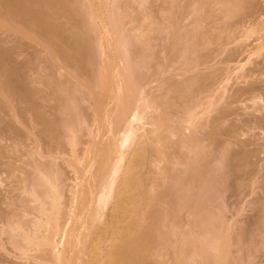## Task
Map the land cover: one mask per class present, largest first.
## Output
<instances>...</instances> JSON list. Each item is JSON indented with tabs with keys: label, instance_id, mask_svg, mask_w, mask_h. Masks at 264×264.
Here are the masks:
<instances>
[{
	"label": "bare ground",
	"instance_id": "obj_1",
	"mask_svg": "<svg viewBox=\"0 0 264 264\" xmlns=\"http://www.w3.org/2000/svg\"><path fill=\"white\" fill-rule=\"evenodd\" d=\"M96 1L95 0H0V175H2L3 173H7L8 176L6 174L3 175V176H7L8 178L5 177V179H4L1 176L3 178V180H4L3 183H5V180L7 179L6 180V183L3 184V185L4 186L7 185L8 181H10L9 183L11 185L9 186V184H8L6 187L9 186L8 188L10 189L11 186H12V188L10 189L12 191V193H13V189L14 190L17 189L13 193L14 196H15V194L17 195V191L19 192L21 190L18 193V194H20L19 197H21L20 198L21 200L19 199L18 195L15 196V197H17L20 200L21 204H22V202L26 203V205L28 204L27 206L24 203L22 204V206L19 205V202H18L19 200L14 201V198L15 197L13 195H11V191L3 190V192L5 193V195H6V192L8 191L10 193V195L13 197V199L9 201L7 199L8 198L11 199L12 197L11 196L9 197V193L7 194L8 195L7 196L8 198H6L7 205H8V201H9L10 205L11 204H14L13 206L11 205V207H13V210L14 209H17V207L20 210V212L17 211V210H15L16 213L14 211V215L17 214L18 217L21 216V215H22V217H24L23 216V212H22V210H23L24 211V214L26 212L28 213V211H29V212H31L30 215H32L34 213V214H36L35 216H37L35 218V221L33 220L32 223H31V221L33 219V215L34 214L32 216H29V218H28L27 217L28 214L26 213L27 215H25V217H27V218H25V217L24 218L19 217L17 219V217H16L17 215L16 216H13L12 215L13 212H11V211H13V210H11L10 209L11 207L9 208V205H8L9 211L6 209L7 207H5V208L2 207V209L4 208L3 209L4 210V214L7 212L9 215H12V217H16V218H12L10 216L12 218V221H9V222L8 221H5L7 218H9V216L7 217L8 214L7 215L5 214L7 218H5V216L3 215L4 218L0 221V224L1 223L2 224L3 223H9L7 225H9V226H11V225L13 226L14 225L16 227V223H17V227L19 226L18 227L19 229L18 228L15 229L14 226L13 227L12 226L11 227H8L6 224H4V227H3L4 229L5 228H10V230H11V228H13V229H12V231L9 230L10 231V234H11L10 235L11 237L9 236V238H10L9 241L11 240L12 243H9L8 242V239H7L8 238V234L6 236V233H8V230L7 229H6L7 232L4 230L6 232V233L4 232L5 235L3 234L5 236V238L7 237L6 238L7 241H5L3 239L4 240L3 242H5V245L6 244L8 245V243H9L11 248L9 247V245H8L9 248L7 247V245L5 247L4 246L3 247L5 249L8 248L11 251L14 250L13 248H15V247L12 246L13 245V241H14L16 247L18 248L17 249V252H18L17 255L20 253V255H18V258L20 257V258H23L24 259V256L21 257L22 255H25V257H28V255H29L28 258L31 257V259H32V260L29 259V261L31 260L30 262L28 261V263H30V264H32L31 263L32 261H36V263L33 262V264H154V263H151V262L149 263V261H151L150 259L153 257L152 255H153V253L156 250L155 249V246L158 248V245L159 244L158 245L156 244L157 242L155 240V236H156L155 235V230L152 229V228H150V227H146L143 224L145 222H143L142 217H141L142 213H145V215L148 216V214H149L148 211H150V210L149 209H145V208L144 209L146 210V212H142L143 210H141V208L143 206H147L146 205L147 199L146 200L143 199L144 198L143 197L144 196V193L146 191L145 190L144 182H146V181H144V182L142 181V180H144V177L142 179V176H144V175H141L140 176L139 174L141 172L140 173L138 172L139 168H140L139 171H142V168L140 166L143 165V164L140 165V162L142 161V163H143L144 159L147 158L149 152L151 151L150 161H148L149 159H146L147 162H151V158L152 157H155L157 160L161 159L160 160V162H161L160 164L163 163L162 160H165V158L167 159V161H169V160H173L174 158H177L175 160H178V158L181 157L179 159L181 161V159L183 160L184 158L192 157L191 158V162H192V160H194V163H195L196 162L195 159L196 160L199 159V160H201L200 162H203L204 161V164H202V163L201 164L207 167V164H208L207 159L211 156V153H212L211 152L212 151L211 149L212 148H210V150H208L207 153L205 152L206 151L205 148H208L211 145V143L215 140V138L217 136H219L218 134H221L222 133L221 130H218V128L219 129H222L221 128L222 126H221V124H218L219 125L218 126L217 123L219 122L218 121L220 119L219 117L222 118V115L224 116L225 115L224 112H226L227 109H228L227 108L228 107L227 105L223 109L222 107H220L221 104H219L220 105L219 106L220 108H218V109H221L222 108V110H224L223 111L224 114L223 113H221L222 115L218 114L219 115L218 117H216L217 115L215 116L213 114L215 118H219V119L216 122L214 121L215 123L214 122L212 123V121L215 118L213 117L214 119L213 118L211 119L210 113H213V111H211V110H214L216 108V103L215 102H210L211 99H209V98L207 99V96L202 95L204 93H206V95H207V92H209V90H208L207 87L205 89L206 91L203 88L202 89L201 88L199 89L200 86L199 87L197 86L198 89L195 86V89L196 90H192L194 88V84L197 85V82L200 83V82L203 81L202 80L203 78L200 79L201 78V76H199L200 74L196 76V77L199 76V79L198 80L200 82L197 81V80H195V81H197V82H195V81H193V78L190 77V76H195L194 73H193V72H195L194 70H197L198 71V69H200V68L201 69H204V68H207L208 69L209 66L208 67H205L204 66L203 68L202 67H200V68L199 67H196V68H198V69H196L194 67L195 65L194 64H190L189 61L191 59L193 60V58H195L194 60H196V61H192L191 60L192 63L193 62L194 63L195 62H198L197 65L198 66H202V65H200L201 64L200 61L202 60V62H203L202 64H207L208 61H209V59L212 58L213 55H214V54L212 55V53H214V51L212 50V48H215V49L217 48V46L215 47V45L217 43L216 44L214 43L216 41L212 42L215 45L210 44V42L213 41V38H216L214 40H217V38L219 37L217 41H219V39L221 37H222V39L224 37L223 40H225L227 38L225 42L226 43L228 42L231 45V42H233V41H229L228 40V37L231 38V36H234L235 38L232 37V39H234V40H236L239 37L238 38L239 41L237 42V40H238L237 39L236 42H237V44H239V42L241 44L240 38L242 37L241 35H244V34H240L241 33L240 31H242V33H245L243 31H247V30L249 31L250 30L249 32H251V30L253 29V30H258V32L260 31L258 33V34H260V36L258 38H256V40H258L257 41L258 44H257V46H255L257 48V54H256V48L253 47L255 45L254 43H256V42H253V40H252V42L254 44L253 46H251V44H252V42H251L250 46L249 45H245V47H244V44H247L246 42L248 40L251 41V39H249L251 37L250 36H247L248 34L247 35L245 34L246 37H242V41L244 40V38H246L245 39L246 42L245 41L242 42V43H244L243 44V48H247V47L248 48H252L253 47L252 49H255V50H253V52L251 50V53H249L250 50L248 52V48H247L246 51L248 52V54L249 55L252 54V56L254 54L255 55H258L259 58H260V56H262L261 57V60H257L256 57H258V56L252 57L250 55V57L249 58L247 57V58L249 60L252 59V58H255L256 59V60L254 59L255 61L253 60L251 62V63H254L253 64V67L251 65V67L253 68V70L254 71L255 70L256 71L258 70L257 71V74L255 73L256 76L255 75L254 76L255 77H258L259 76V73L262 75V77L264 75V0H212L214 5L211 4L212 2L209 3L210 0H209V2L206 1V0H202L201 2H200V0H198L199 2L196 1V0H193V8H189L190 6H188L189 4H191V6H192V3H191L192 0L191 1L190 0H187V1H190V2H188L189 4L187 2H186V4H184V2H185L184 0H174L175 2L178 1L177 2L178 4H175V2L173 0H172L173 2L171 0H169L170 3L172 2L173 4L172 3L170 4L168 0H165V1H167V3H169V5H171L170 6V9L173 7L174 10H177L176 11L177 12L176 13L177 15L176 14H171V12H169V10H168V12L170 14V17H172L171 20L169 18H165L164 19V17H163L166 14H167V17H168V12L166 13L164 11V10L167 11V9L169 7V6H167L168 5L167 3H166L167 5L165 4V6H167V9H164V8L161 7V4H160V7H159V5H157V3H155V2L152 3L151 0H150V2H151L150 5H152V4L154 5V3H155V7L158 6L159 8L157 7L155 9V7H153V11H152V6L150 8L149 7L150 5H148V13L149 14H151V15L154 14L155 15V13L159 12L161 9H164L162 11L165 12V15L164 14H159V15L156 14L157 15L156 18L157 17H160V18L163 19V22H162V19H159L158 18V21L161 20L162 23H160V22L157 21V24L158 23L159 24H163L164 27L162 25H160L163 28V30H165L166 28H169V27L172 28L170 30L167 29L168 32L170 31L168 35H170L173 31H176V30H177V34L181 33L178 30H180L182 27H184V25H186L188 23V21L190 23H192V24L195 23V22L198 23L199 21L202 22V20H200V19H202L205 15H206V17H204V18H205V20H207L208 18H210V19L213 18V16L211 17L209 15H214L215 14V10H216V12H219L218 15L216 13V15H215L216 17L213 18V19L216 18V20H217L216 23H215V26H214V24L211 25V26L210 25H206L207 22L204 21L205 24H203V22H202V24H199L198 23L197 28H195L196 26H194V25H197V23H195L194 25H191V24L188 23L191 28H189L188 25H187L186 26L187 28L184 29L185 28L184 27L183 29L184 30H187L188 29V31H191V32H192V30H190V29H193V32H192V34H188L187 31H185L188 34L187 36L184 35L186 38L183 37V34L176 35V33L173 32L172 35H175L176 38H179V36L182 37V38H179V40L181 39L179 41V46H178V43H177V40H176V43H177L176 45L178 47H174L175 45L173 44V42L168 41L169 40V37H171L170 39H172V41H174L176 39L175 36H169L167 38V40H165L164 38H166V36H168V35H166L168 32L165 30V32L162 33L163 30H162V32H160V30H158L159 33H162V35H164L167 32L165 34L166 35L165 37L162 36V39H164V41L166 42L167 45H168L169 42H171V44L173 46L172 48H174V49L176 48V51H174V50L171 51L172 48L170 47L171 46L170 44H169V46H167L166 44H162V43L159 44L160 46L162 45V47H163L164 50L167 47L166 50H165L166 51L165 54L166 55H169L170 58L164 55L166 57L165 61H167V58H169L168 59V62H164L163 61L164 59L162 58L163 60H161L162 62H160V63H166V64H162V65H165V67H169V71H170L171 68H170V66H167V65L170 64L172 66V70L175 69L174 70L175 72L177 71L179 73H182L181 71H179L180 68L179 69L177 68V64L179 65V67H180V65L182 67L183 60H185V58L182 59L181 56H178V54L180 55L181 52L182 53L184 51H185L184 53H186V51L190 52V50L192 48H193V50L191 52H193L194 50H197V49H198V52L200 51L199 53L197 51H194L195 56L193 55V53H190L194 57L192 55H188L189 53H186V54H183V55L181 53L182 56H185V55L187 56L188 55L191 58L190 59V58L187 57L188 61L185 60V62L186 61L188 62V63H186L187 64L186 65V68L183 66L185 68V70L187 68H189L188 70L190 71L191 70L190 68H193V67L195 68V69L193 68V70H191L192 71L191 73L189 72L190 74L193 73V75H190L189 76V79H192V81L191 80L189 81V79L187 80V79H183V78H181V80L183 79V81H181L180 78H178L179 76L180 77H185L186 76L185 78H188V74L189 73L188 74L186 73L187 70L184 72L183 68H181L183 70V73L182 74H184V75L187 74V75H185V76L183 75L182 76V74L181 75L179 74L177 78L175 77V79H173L174 77H172L173 80H176L177 79V80L181 81L183 83L182 85H180L178 83L176 84V82H173V81H172L173 83L170 85L169 83H170L171 80H169V83H168V80H165L164 79L165 82H163V79H162L161 83H163V85L160 84L161 86H163V87H161L162 90L165 89V92L167 91L166 94L168 92H171V97L166 96V99L168 97L167 100H168V103H169L167 106H165V103L163 104L162 101L161 102L158 101L159 100L158 98H156L158 100H156V99L154 100L153 97L156 96V95H152V94L150 95L149 91L151 92V89H148L150 87H148V88L146 87L148 89L147 92L149 94L148 93H143V92H146L145 91L146 89H145V86H144V84L142 82H144L146 85L148 84L150 86L151 84H149L148 81H150L151 79L148 78V77L147 78H142V75L140 73H139V76L140 77L137 76L138 75V71H136L137 68L134 69L136 66L134 65L135 66L134 67L133 66V63H132V66L130 65V67L133 70L136 71L135 72V73H137L136 76H135L134 71L133 70L131 71V73H133V75L135 77L134 76H131L130 73H128V71H130V70H128V68H130L129 65L127 64L128 60H125L124 59L125 60L124 62L128 65L127 66L128 68H126L127 70L125 68H123V67H120L119 63H120V61L122 62V60L120 58L123 59L124 57H122V56H124L126 54L123 53L124 55H121V57H120V52L119 51H122V46L125 43V41H123L124 39L122 38L123 40L122 39L121 40L123 42H121L119 40L120 39L119 36H121V35L118 36L116 34H115L116 35V38H114L115 36L112 35V39H111V35H110V39H109L108 38L109 37L108 36L109 34L106 35L107 32L110 33V34L113 33V32L109 28H108V31H107V29H106L107 27L105 28V26H104L105 23L108 24V25H110V24L116 25L117 24V23H114L113 24V22L115 21V19H113L115 15L112 12H114V10L113 11L111 10V9H113L112 7H111V9H109V10L112 11V12H110L111 13L110 15L108 14L109 16L103 11V8L102 7H101L102 10L99 11V12H97L95 10V6H96L95 3H97ZM111 1L114 2L113 0H111ZM143 1L144 0H142V2ZM152 1H155V0H152ZM165 1H163V3ZM127 2L128 1H126V3ZM146 2H144V3H146ZM206 2L209 3V5H213V6L212 7H208V6L206 7L205 6L207 4ZM108 4H110V3H108ZM114 4H116V3H114ZM139 4H140V2H139ZM147 4H149V3H147ZM124 5H126V4H124ZM173 5H175L176 7L178 6V9H176V7L173 6ZM98 6H100V5L98 4ZM134 6L136 7V5H134ZM140 7H141V4H140ZM204 7L207 8V10L209 11L206 14H204V12L206 11V9L205 10L203 9ZM121 8H122V6H121ZM149 8H150V10H149ZM209 8H211L210 10H212V8L215 9V10L212 11L214 14H211V11L209 10ZM190 9H192V10H190ZM195 9L197 10L196 12H195ZM200 9H202L203 11L201 12ZM133 10H135V9H133ZM156 10H158V11L155 12ZM186 10H190L189 13H190V15H192V17L196 15V14L193 15L194 13H198V10H200L199 11L200 14H204V15H200L198 13L199 16H201V18L196 15V18L198 17L199 20L197 21L196 18H193L192 21H190L191 20L190 19L191 16L188 15L189 13L186 14ZM129 11H131V10H129ZM193 11H194V13H193ZM106 12H107V10H106ZM191 12H192V14H191ZM122 13H120V14H122ZM139 13H141V12H139ZM172 13H175V12H172ZM117 14H119V13H117ZM121 16H119V17H121ZM185 16L186 17L189 16V18L186 19V18H184ZM151 17H153V16H151ZM182 17L184 18V20L182 19ZM147 18H149V17H147ZM156 18H155L154 22H156ZM103 19H105V20H103ZM122 19H124V18H122ZM122 19H121V21H118L117 20L115 22L122 23ZM96 20H97L98 24L95 22ZM100 20H101V22H100ZM106 20H108V21L105 22ZM172 20H174V21H172ZM181 20H183V22H185V23L187 22V23L186 24L183 23L184 25H182L181 24V22H182ZM210 21L211 20H209V22ZM92 22H95V24L92 23ZM164 22L166 24L168 23L169 26L167 25V27H165L166 25L164 24ZM102 23H104V24L101 25V27H103V26L104 27L101 30L102 31H107V32H103L104 35H103V33H97L98 30H100V29H97L96 30V28H99L100 26H98V27L96 26L94 28H91V29H94V32L92 30H90L92 34L91 33L89 35L86 34V36H88V37H85V36L83 37V36L80 35L81 31H83L81 34H83L85 32H87V33L90 32V31H88L90 28L88 29L87 27H89V26L91 27L92 25L94 26L96 24L97 25H100ZM172 23H173V25H172ZM210 23H214V22H210ZM70 24L72 26H70ZM152 26H154V25H152ZM152 26H151L150 29L154 28L156 26V24H155L154 27H152ZM207 26L208 27L210 26L211 29L210 28L208 29ZM120 27L121 26L116 27L115 30H117V28L120 29ZM174 27L176 28V30H174L175 29ZM198 27H199V30H198ZM81 28H83V29L86 28V31L83 30V29H81ZM104 28L106 30H104ZM113 28H115V27H113ZM132 28L134 29V27H132ZM139 28H140V26H139ZM212 28H215L216 31L219 32L217 37L215 35H214L215 37H212L213 36V33H214L213 32L214 29L212 30ZM196 29H197V31H196ZM115 30H114V32H118L119 33V31H115ZM146 30H148V29H146ZM152 30H155V29H152ZM253 30H252V33H254ZM102 31H99V32H102ZM180 31H183V30H180ZM216 31H215L214 34H217ZM95 32L98 35H96ZM191 32H189V33H191ZM94 33H95V35H94ZM182 33H184V31ZM236 33H237V35L240 34V36L236 37L235 36ZM125 34L127 35V33H125ZM249 34H251V33H249ZM105 35H106V38H108L107 40L110 41L109 43H107L106 41H104V40H106L105 39ZM151 35H153V34H151ZM160 35L158 34V36H160ZM94 36H96V37L98 36L101 39L98 38V37H97L98 38L97 39ZM158 36L155 35V37H158ZM189 36H190L191 40H193L195 42L198 41L199 38H200V40L202 39L201 41L203 42L204 47L201 45L202 43L200 42V40L198 41V43L196 42V47L198 46V48H196V49L194 48L195 47V42H193L191 40L190 41L194 43V46L187 45L189 43L192 44L191 42H189V38H188ZM193 36H196L197 38L192 39ZM117 37H119V39ZM122 37H125L124 34L122 35ZM126 37L128 38V36H126ZM148 37H147V39H148ZM205 37L209 38L208 39L209 41H210V37H212L211 38V41L210 42H207L208 40ZM92 38H93V41L91 40ZM158 38H161V37H158ZM203 38L205 40H207L206 42L208 44L206 42L204 43L205 40L203 41ZM88 39H89V41H88ZM95 39H97V40L100 39L99 41H101V43L98 41L99 46H97V44L95 46V43H97L96 42L97 40H95ZM116 39L118 40L116 42L119 43V41H120V43H122L121 50H119V49H117L115 47L116 50H117L116 51L117 53L116 52H113L111 50L112 49L111 48L112 42L114 43V40H116ZM186 39H188V40H186ZM150 40H151V42H155V41H153L154 38H153V40L152 39H150ZM184 40L186 41L187 44H181V43L184 42ZM223 40H221V42H224ZM254 40H255V38H254ZM161 41H163V40H161ZM164 41H163V43H165ZM221 42H218V43H220V46L217 44L219 46V49L223 45V43H221ZM236 42H233L235 44L232 43V45H234L233 47H232V45L231 46H228V44H225L224 47L220 49L221 50L220 52L218 50V55L216 53V51H217L218 48L216 50L214 49L215 50V55L218 56V60H219V58H220L221 53H222L223 50H224L223 52L229 51V49L232 51V50H234L233 48H235V46L238 47V45L236 44ZM39 43H42V46H43L42 47L43 48V51L42 52L40 51V50H42V48L40 49V48H38L39 46H37V44H39ZM92 43L94 44V46H92L93 45ZM155 43H157V42H155ZM155 43H152V44L155 45ZM124 45H125L124 47H126V44H124ZM180 45H183L187 50L184 49L183 46H182V48L184 50L183 51H180V49H179V47H181ZM205 45L207 47L208 46L209 47L206 48ZM226 45L228 46V48H226ZM44 46H46L45 47L46 48L45 50L48 52L47 54H49L50 57L47 54H46L47 56H44L45 53H46L45 52L42 57H46V58L45 59L43 58L44 60L40 58L41 60H39L37 62V60L39 59L40 54L42 55V53L45 51L44 50ZM113 46L114 45H112V47ZM160 46L157 47V48L159 49ZM96 47H100L104 51V54L106 53L105 56H104V54H103L102 51H99L98 50L99 54H100V52H102V55H103V56H101V54H100L99 55V58H98V56H97L98 53L96 54V52H97ZM118 47H119V45H118ZM229 47H231V48H229ZM182 48H181V50H182ZM225 48H226V51H225ZM240 48H242V47H240ZM243 48H242V50H243ZM38 49L41 52L40 54L38 52ZM168 49H169V51H168ZM201 49L204 50V51H202ZM208 49H209V51L211 50L212 52L207 51ZM124 50H126V49H123L122 52H124ZM148 50H151V48H149ZM152 50H153V48H152ZM177 50L179 52H177ZM242 50H240V51H242ZM110 51H111V53L113 52L114 55L111 54ZM163 51H160V52H163ZM235 51H238V49L235 48V50L232 51V52H234V54H236V53L238 54V52H235ZM172 52L173 53L175 52V55L178 57V59H177L176 56H174V54ZM176 52L178 54H176ZM202 52H204V53H207L208 52L209 54L211 53V55H209L210 57L208 58V53L205 54V55L204 54L201 55L200 53H202ZM37 53L39 54V56H36L35 57V55H37ZM198 54H199V56L201 55L203 58L201 56L200 57L202 59L200 57H198L197 56ZM234 54L233 55H230L228 57L229 59L227 58L228 61L226 60V64L229 61H232L233 60L232 62H235L237 60V58L235 57L237 55L234 56ZM155 55H157V54H155ZM161 55H162V53H161ZM161 55H159V56H161ZM249 55H247V56H249ZM159 56H157V57H159ZM204 56H206V61L204 59ZM217 56H214L215 57L214 58L215 60H216ZM37 57H38V59H37ZM127 57H126V59H127ZM162 57H163V55H162ZM174 57L176 58L175 60H174ZM179 57H181L180 61L182 60V62H178ZM232 57L233 58H236V59H231ZM237 57H239V56H237ZM160 58H159V60H160ZM198 58H200L201 60L199 59V61H198L197 60ZM207 58H208V61H207ZM46 59H47V62L49 64H47V62L45 61ZM150 59H151V57H150ZM171 59H173L175 62L177 60L178 63L176 62L177 64H175L173 60L171 61ZM42 60L45 61L46 63L45 62L43 63ZM57 60L59 62L61 61L59 63V66H61V63L62 62H63L62 65L63 64L66 65V67L63 65L64 66V69H61V67H63V66H61L59 68V70L61 69L62 71L60 70L59 72H62L63 73L64 70H65V72L66 71L68 72V73L66 72V76H62V78H61L62 81H61L60 76H59L60 73H59V75L57 73L58 72V70H57L58 69L57 68L58 67ZM129 61H130V59H129ZM169 61H171L175 65H172V63L169 62ZM214 61L212 59H210V62L209 63H212L213 62V64H215V63L218 62L216 60L217 62L215 61V63H214ZM36 62L38 63V65H36L37 64ZM39 62H41L40 64L43 63V65L40 66L39 65ZM124 62H122L121 65H126ZM185 62H184V64H185ZM205 62H207V63H205ZM157 63H159V62H157ZM209 63H208V65H210L212 67V65L209 64ZM44 64H45V66H47L46 68H47V71L48 72H46V70H45L46 68L45 69L40 68V67H43L44 68ZM162 65H161V67H159V68H161V70L164 68V66H162ZM150 66H152V65L150 64ZM157 66H159V65L157 64ZM157 66H156V68H158ZM227 67H228V65L226 66L225 71L227 70ZM48 68H49L50 74L52 76H54V74L55 75L57 74V76H55L56 78H54V77H53L54 79L53 78L51 79V77L49 78V76H51V75L50 74L49 75L46 74V73H49ZM153 68H155V67L153 66ZM249 69H251V68H249ZM42 70H44L45 73ZM97 70H98V72H97ZM210 70H212V69L210 68ZM149 71H150V74H151V76H150L151 78H153L152 76L157 75V72H156L157 70L155 71L156 74L152 71L153 72V75H152L151 70H149ZM158 71H160V69H158ZM162 71H165V73L167 71V73H169L168 70H165V69H163ZM174 71H171V72L174 73ZM197 71L195 72V74H197ZM215 71H217V69ZM94 72L97 73V74H99V75L95 74ZM221 72H223V70ZM245 72H247V71L245 70ZM92 73L95 74L94 75L95 77L92 75ZM165 73H163V74H165ZM209 73H211V72H209ZM250 73L251 74L252 73L254 74V72H252V69H251L250 72H248L247 75L248 76L251 75ZM40 74L43 76V78L41 77ZM67 74H70V76H69L70 78L67 77ZM161 74H162V72H161ZM174 74H176V73H174ZM46 75L48 77H46ZM96 75H97V77H96ZM146 75H147V73H146ZM169 75H170V77L172 76L170 73H169ZM261 75L259 76L260 78L258 77V79L255 78V77H251L253 75H251L249 77H251V79L252 78L253 79L255 78L252 81L250 80L252 83H255V82L257 83L258 81H260L259 82V87L260 88L259 87L258 88L261 90L260 91L261 93H259V94L262 95V97L260 96V98H262L261 101H264V99H263V97H264V82H263V85L260 84V83H262V80H264V77H263V79H261L262 78ZM157 76H159V75H157ZM162 76H161V78H167V77H162ZM92 77H94V78H92ZM137 77L140 79V82L136 84V82L139 81L137 79H136L137 81L135 80V78H137ZM170 77H168L167 79H169ZM57 78H59V80L61 82L60 85L62 84L60 86V89H63V90H60L59 88L56 89L57 86H59L58 85L59 84V80ZM63 78L64 79L68 78L69 80L68 79L64 80ZM46 79L48 81L51 80L52 83H54L57 80V82H55L56 84L58 83L57 86L54 83L55 85L51 84V86H54L53 88H51L49 85H47L48 81H47V83H45V80ZM92 79H95L96 80L95 85L92 84V82L93 83L95 82ZM141 79H143V80L144 79H149V80L148 81L147 80H144L143 81ZM158 79H160V77L157 78L156 80H158ZM53 80H55V81H53ZM51 81H49V83ZM63 81L64 82L66 81L68 83L67 84H66V82L63 83ZM152 81L153 80H151V82ZM166 81H167L168 84H166ZM185 81H186V83L187 82L188 83L190 82V84H189L190 87L187 86L188 84H186ZM212 81H209V82H212ZM223 81H225V80H223ZM248 81L249 80H247V82ZM250 81H249V83H250V86H251L252 83ZM159 82L160 81L156 82V84H159ZM193 82H195V83H193ZM209 82H208V84H209ZM220 82H222V81H220ZM71 83L72 84H75V87L78 86V89L80 88V91L77 92V93H72L73 90L76 92L77 87L75 88ZM140 83H142V85L144 86V90L141 89V91H140L141 93L138 91L139 88L136 86V85H138L140 87H143L142 85H140ZM164 83H165V85H164ZM191 83H193V84H191ZM256 83L254 84L255 87L257 85ZM42 84H43V86H42ZM64 84H66L67 90L63 88L64 87L63 86ZM69 84H71L73 86L72 87L73 90L72 89H68V86L71 87V85H69ZM153 84H152L153 88L156 87V85L154 86ZM218 84H220V83H218ZM245 84H247V83H245ZM40 85H41V87H40ZM44 85H45V87L47 88V91H48V92L45 91L46 94H45V92L42 93V91L45 90ZM200 85H201V83H200ZM206 85H207V83H206ZM81 86L82 87L84 86L83 88H87L88 91L85 90V89H83ZM96 86H98V88H97V89H99L98 92H97ZM248 86L249 85H247V87ZM208 87H211V86H208ZM251 87H252V89L250 87H248V91L249 90H256L255 88H253L254 86H251ZM42 88H44V89H42ZM49 88L51 90L52 89H56V91L55 90H52L53 91V93H52L51 90H49ZM136 88H138V89H136ZM222 88H223V86H222ZM158 89L159 88L156 87V89H153L152 92L156 94V91L155 90L158 91ZM259 89H257L256 92ZM69 90L70 91L72 90V91L70 92ZM82 90L83 91L85 90V92L83 93ZM188 90H189V93L190 94H191L190 91H192V94L190 95L191 99L188 98L189 97L188 96L189 95ZM199 90H201V91L204 90V93L202 92V94H201V92ZM60 91L66 96V98H68V96H69L68 94H70V95L72 94L71 96H69V97H72V99H69L70 100V104H71V101H72V103L75 102L76 104L78 103L79 105L77 104L75 106V103H73L74 105L67 106L64 101L62 103L61 100H60V98H59L60 95L62 94V93L59 94ZM65 91H69V92H65ZM81 91H82L83 97L81 96V93H80ZM122 91H124V92H122ZM218 91H219V88H218ZM56 92H58V93H56ZM162 92L165 94L164 90ZM162 92H161V94H163ZM138 93L139 94H142L143 93L145 95L147 94V96H144V97L147 98V97L150 96L151 97V101L152 100H154L156 102L158 101V102H160L161 104L164 105V106L162 105L163 108L160 109L161 104L154 102L156 105L157 104L160 105L159 107H157L158 105L156 106L153 102H150V100H147L146 99L145 102H148V103L150 102V103L154 104L155 109L157 108V111L160 110L159 111L160 113L163 110L161 114L159 113L160 115L156 116L157 113H158L157 111L155 112L156 114L155 113H152V111H153V109H152L151 110V113H149L150 110L147 111V109H146L148 107L150 108V106H148V105H151V104H147L146 103L147 106H144L145 103H143L144 104L143 106L146 107L145 109H146V112L147 113H145V110H144V113H142V115L143 114H147L149 116L150 114H152V115H150V116H152L150 122L153 125V127H151V124L150 123H147V126H148V124H150L151 130H150V133L148 132L149 133L148 136L145 133V135H146L145 136L146 137V141L145 142H143V141L139 142L142 138H140V140L137 141V139H139V138L136 139L134 137L135 136L134 133L139 134L138 132H139V130H141L140 127H139V130L136 127V130H138V131L135 132V127L134 126H136V124H137L136 123L137 121L135 122V120H139L140 119L139 121H141V118H140V115L141 114L140 113L143 110V109L140 110V108H139V107H141L140 104H139V101L142 100V99L138 98V96H143V95H138ZM157 93H159V92H157ZM197 93H199L200 96H198ZM57 94L59 96H56ZM73 94L75 95V97L77 96L79 99H80V96L82 97L79 100V102L82 99H88V97L91 95L90 97L91 98L94 97V99L93 98L91 99L90 97H89V99H91L93 101V102L92 101L91 102L94 104V107L92 108L91 104H89V101H88L89 99L87 100L89 106H88L86 100H82V101L85 102V104L83 103L84 105H81L80 104L82 101L80 103L79 102H76L75 101L76 100L75 97L73 98ZM167 95L170 96V94H167ZM214 95H215V93H214ZM158 96L161 97V99H163V100L165 98V97H162L163 95H160V93H159V95H157V97ZM196 96H198L197 97L198 99L196 98ZM201 96L203 97V99L201 98ZM212 96H213V94H212ZM212 96H210V97H212ZM62 97L65 99V97L63 95H61V99H62ZM144 97H143V99H144ZM150 97H149V99H150ZM199 98H201V99H199ZM212 98H213V100L216 101V97L215 98L212 97ZM166 99H165V102H166ZM188 99H190V100H188ZM59 100H60V102H59ZM179 100H181V103L179 102ZM207 100H209V102H207ZM229 101H230V99H229ZM142 102L143 101H140L141 105H142ZM64 103H65L66 106L64 105ZM224 103H225V101H224ZM67 104H69V102H67ZM86 104H87L88 108H87ZM239 104H240V102H239ZM168 106H172V107L175 106L176 108L173 107V109H172V108H169ZM214 106H215V108L212 109ZM89 107L92 108V110ZM158 108H159V110H158ZM261 108H263V107L261 106ZM66 109H67V112L66 113L69 114V116L64 115L63 113H62L63 115L61 114V111L63 112ZM69 109H70V111L73 110V112L71 111L70 113H68V110ZM229 109H228V111L231 110V109L230 110ZM241 109H242V105H241ZM56 110L57 111L58 110L60 111V113L58 111L59 114L57 113V115L59 117H54V116H56V114H55L56 113L55 112ZM233 110H234V107H233ZM215 111H217V110H215ZM215 113L217 114V112H215ZM232 113H233V111H232ZM226 115H227V113H226ZM146 117L147 116H145V119H148L149 120V117L148 118H146ZM145 119L142 120V121L145 122ZM56 120H57V124L58 125H61L60 123L62 121L64 122V124L65 123L66 124L64 126L61 125V126L58 127L55 124L56 123ZM87 120L88 121L90 120L92 122L91 123L89 122V124H88ZM260 120H264V113H263V117H261ZM58 122H60V123H58ZM146 122H149V121H146ZM220 122L222 123V121H220ZM72 123L74 124L72 127H70V128L66 127L67 124L68 125L70 124L69 126H71ZM84 123H87V124H85L86 125L85 126L86 129L87 130L89 129V131H92L91 134L89 132V135L90 136H88V137L85 136L86 139H84V135L81 134V133H86L85 135H88V131H86V132L84 131L85 130V127H83L84 126ZM139 123H140V125H138ZM139 123L137 124L138 126H141L142 125V128H145L146 125H144L141 122H139ZM90 124H91V127H90ZM78 125H80V126L78 127ZM212 125L213 126L214 125L218 126V128L216 126H214V128L216 127V129L218 131L214 130L215 132H214V135L213 136L211 135L213 132L211 133L212 130L210 129V127ZM75 126L78 127L79 130L83 129L82 132H80ZM87 126L90 127V128H87ZM60 127L62 129L63 128L65 129V130L63 129L64 130L63 132H65L64 135H66V137H68V135L71 136L70 139L69 138H67V139L70 140L69 143L74 148L73 151L75 152V155H74V153H72L71 147H68V146H70L69 143L68 142L66 143V142L63 141L65 139H64V135H61L62 132L60 134H58V130L61 129ZM92 127L93 128H96L98 130V133L100 134V136L95 137L98 133H96L95 131L91 130ZM232 127H234V126H232ZM214 128H212V129H214ZM234 129L231 130L232 133H230V130H229V135L230 134L231 135L234 134V132H233ZM77 131H79V134H81V135H77ZM225 131H227V130H225ZM73 132H75V133H73ZM93 132L96 133L95 136L93 135ZM217 132H219V133L216 134ZM143 133L141 132L140 134H143ZM237 133H238V131H236V135H238ZM140 134H139V136H140ZM239 134H241V133H239ZM215 135H217V136L215 137ZM224 136H226V134ZM62 137H63V139H62ZM89 138H91V139H89ZM133 138H134V140L136 142V144H134L135 147L136 146H138L139 148L141 147L142 144H140V146H139V145H137L138 142L139 143H142L143 142L144 144L146 143L145 146H148V148L146 147L147 148L146 151L142 150L143 147H141V149L136 148V150H135V152L133 154H132V152L130 153L129 150H128V152L125 151V149H126L125 146H127V147H130L131 146L130 148H132V145L133 144L132 145H128V143L131 142L133 140ZM212 138L214 139L213 141H211ZM220 138H218V139H220ZM223 138L224 139H227V138L230 139L229 137L226 138V137H223L222 136V139ZM233 140H234V138H233ZM86 142L87 143L90 142L89 144H91L92 147L90 145H88ZM216 142H218V141H215V143ZM85 143H86V145H88V147L90 146L89 147L90 149L88 147H85L86 146V145H84ZM82 144L84 145V147L82 146ZM217 144H216V147H217ZM150 146H151V149L149 148ZM220 146H222V145H220ZM93 147H94V149L96 148L95 151L94 150H91V148H93ZM224 147H225V145H224ZM226 148L227 147L224 148L225 151L227 150ZM69 149H70L71 152L69 151ZM202 149H205V150L203 151ZM80 150H82L81 151L82 153L84 152V150H86V151H85V153H83V155L81 154V156H80V154L76 152V151L80 152ZM241 150L235 151V152L232 151L231 153H229L228 152L229 150H227V153H226L227 155L226 154L225 155L228 156L229 164L227 162H226V164H228L229 166L228 165H226V166L229 169L232 167L231 169H232L233 173H232L231 170L230 171L228 170V172L226 171L227 172V175L222 176V178L223 179H224V177L228 178V177H230V173H231V175H234L235 172H236L237 174L240 173V175H237V179L239 177V179L242 182L243 179H245L244 176H246L248 174V173L247 174L245 173V175L243 174V172H245V170H244L245 165H247V166L251 165V168L253 166L254 167V170L256 172H258V166H260L259 167V172L261 173V177L264 178V165L261 164L262 162L261 163H257V162L256 163H253V161H252L253 160V157H252L251 150L250 149L248 150L246 148H243L242 151ZM89 151H91L92 153L89 152ZM152 152H153L154 155H152ZM69 153H72L73 155H69ZM67 155H68V157H67ZM222 155H224V154H222ZM225 155L223 157H221V158L224 159L225 158ZM70 156H73V157H70ZM78 156H79V158H78ZM127 156L129 158H127L126 161L127 162L129 161V162H128L127 167H124L123 166L124 164L122 162L126 159ZM258 156H260V155H258ZM69 157L71 158V161L69 160L70 159ZM193 157H195V159ZM213 157H215V155ZM217 157H218V155H217ZM217 157H216V159H217ZM73 158H74V160H73ZM148 158H149V156H148ZM44 159L45 160H48L50 163L48 161H44ZM225 159L227 160V157ZM225 159L223 160V162L226 161ZM157 160H155L154 158L152 159V162L151 163H152V167L153 168H154L153 162L154 163H157ZM179 160H178V162L177 161L176 162H177V164L181 165V163H179ZM188 160L189 159H187V161L185 160L186 163L185 162L184 163L186 164V166L185 167L183 166V168L188 167L187 164H189V166L191 165V163H188V162H190V160L189 161ZM199 160H197V162H196V163H198L197 165L200 164L199 163ZM126 161H124V163ZM167 161H166V163H167ZM147 162L144 161V163H146V166L149 164ZM213 162H214L213 164H215V161H213ZM258 162H260V161H258ZM166 163H163V165L166 168H164V166L161 168L162 165H160L159 163H157L158 165H160L158 170L162 169L163 170V175H165L164 173H166V171H167L168 172V176H169V177L167 176V178H170V174H172V173H173L172 174V177L173 178L172 177L171 178L172 179H175V176L177 178V173L178 172L179 173L181 172L179 175H180V177L182 176V174H183L182 172L184 171L183 168H182L183 171H181V170L179 171L177 169H174V168H177V167H173L172 168L173 162L171 163V168H170V166L169 167L166 166ZM217 163H218V161H217ZM257 164H261L262 167H261V165H258L257 166ZM68 165L74 166L76 168V169L74 168L75 169L74 171H77V173L76 174H75V172L70 173L69 172L70 169H69V171H67L68 172L67 173L66 170H68V169H66V167L68 168ZM158 165H156V167H155L156 169L158 168ZM223 165H225V164H223ZM35 166H36V168H35ZM215 166H216V164H215ZM240 166H243L244 168H242ZM30 167L32 169H35L34 171H36V172H33V170ZM144 167H145V165H144ZM193 167H196L195 164L192 166V168L189 169L190 172L192 171L191 174L192 175H195L196 174L197 176L199 175L198 177H200V178H197L196 175H195V177L198 180L199 179L203 180V177L205 178V175L204 174H206V172L208 173V171H207V168L208 167L205 168L206 171H204L203 170L204 169L203 166H200L199 165V167H201L202 170H203V172H202V170L200 169L201 171H199V172H202V173H199V172L196 173V171L199 170V167H196L197 170H195V171L192 170ZM211 167H212V165H211ZM239 167L241 168L242 171L239 170L240 172L238 173ZM149 168L150 169H147L146 168V170H149V173H150V171L151 170L153 171V169L151 168V166H149ZM233 168H235V169H233ZM169 169H172V170L174 169L173 171L175 173L177 171L178 172L175 174L172 170H169ZM213 169H215L214 166H213ZM216 169H217V167H216ZM158 170H156V171L159 172ZM164 170H165V172H164ZM210 170H212V168H210ZM213 171L214 170H212L211 172H213ZM255 171H253V172H255ZM143 172L144 171H142L141 174H145L146 173V172H144V173ZM184 172H186V169H185ZM214 172H217V171H214ZM69 173L72 176L74 174L76 176L74 175V177L72 179L71 177L68 176ZM152 173L153 172H151L150 174H152ZM241 173L244 175L243 177H242V174ZM159 174H162V173L159 172ZM185 174L186 173H184V175ZM228 174H229V176H228ZM252 174L253 173L251 171L249 173V175H248V178H251L252 179V177L254 176ZM155 175H158V174H155ZM186 175H188V174H186ZM186 175H185V177L187 178L188 176H186ZM255 176H257V175L255 174ZM180 177H178V178L180 179ZM185 177H181L182 178V181L185 179ZM241 177H242V179H241ZM69 178H70V180H69ZM191 178L193 179L192 176H191ZM191 178H190V176L188 177V179L190 181V182L188 181L190 183L187 186L188 188L186 187V185H185V187H186L185 188L184 186L182 187V185L180 184L181 188H179V189H180V191L182 190L181 194L183 193V189L184 188H185L184 191L187 190V192H188L189 190H191V186L192 187L194 186V185H191L192 184L191 183V180H192ZM208 178H206V180H208ZM248 178H247V181L245 182L246 184H247V182L249 183ZM257 178H259V176ZM67 179H68V181H71L72 180V182L69 183L67 181ZM197 179H195V180L193 179V181L194 182L197 181L199 183L200 180L198 181ZM145 180H150V178H146ZM231 180H233V179H231ZM253 180L256 181L255 178L252 179V181L250 180L251 183H249L250 184L249 186L252 187V185H253V187H252L253 189L255 187H256L255 189H257V190L260 189L259 187H257L256 184H258V182H260L261 179L260 180L257 179V181L259 180L257 183L254 182ZM262 181L263 180H261V182ZM180 182H181V180H180ZM205 182H204V185H205ZM233 182H236V181H233ZM241 182H240V184H241ZM0 183H2V179H0ZM152 183H154V182L152 181ZM184 183H182V184H184ZM245 183H243V185ZM260 183H259L258 186H260ZM148 184H147V186H148ZM159 184L160 183H158V186H159ZM155 185H152V186H155ZM161 185H163V183H161ZM195 185H197V184H195ZM213 185H214V183H213ZM261 185H262L261 186V189H262L261 190V193H259L257 190H255V191L258 192V194H260V196L257 197V198H256L255 194H254V196L252 195L255 191L252 190L251 187L250 188L249 187H246V188L251 189V191H252L251 193L252 194L250 193V195H252L253 197L256 198L257 207L259 208L258 209V214H259V211H261V210H263V213H264V181H263V183ZM200 186H201V184H200ZM72 187L75 188L73 190L74 193H71L70 194V192L72 191L71 190ZM88 188H89V190H88ZM195 188L197 190V186ZM195 188H192V190H195ZM222 188H220V189H222ZM225 188H228V187H225ZM225 188H224V190H226ZM233 188H231V190ZM208 189L209 190H207V191L210 192V190H211L210 187ZM249 189H247L248 191H246V189H243V190H245V192H247V193H245V196H246V194L249 193ZM0 190L2 191V189H0ZM192 190H191V193H192ZM218 190L219 189H217V191ZM238 190L239 189L237 188V191L236 192L239 193V195H240V193L242 191L238 192ZM22 191H23L22 194H24L25 196L27 195V193H29L31 195L30 196L28 194L30 196V198L28 199L29 196L27 195L28 196L27 198L24 197L27 200L25 199L24 201H22L24 199L22 197V194H21ZM201 191H203V190H201ZM201 191H199V192H201ZM146 193H148V192H146ZM185 193L186 192L183 193L182 197H185ZM218 193L220 194V190H219ZM218 193L216 195H218ZM72 194L75 195V196L72 197L73 196ZM2 195H3V197H1ZM5 195L2 194V192H0V212H1V203L4 202L5 199L2 202H1V200H2V198H5L6 197ZM212 195H213V193H212ZM157 196H159V195H156V197H155V198H157L156 199V203L159 204L157 202V200H158V198L160 196L159 197H157ZM204 196H205V194H204ZM220 196L222 197V194ZM220 196H218V197H220ZM230 196L232 197L233 194L232 195L230 194ZM179 197H181L180 194H179ZM205 197L200 196L199 198H203L204 199ZM148 198H149V196H148ZM165 198H167V197H165ZM165 198H163V200ZM180 199H182V200H180L181 202L184 200L183 198H180ZM210 199H211L210 202L213 203L212 197ZM221 199H223V198H221ZM244 199L241 200L240 202H244ZM29 200L30 201L32 200V203H35L36 205L28 202ZM149 200H150V198H149ZM163 200H160V201H163ZM213 200L215 201L216 199L213 197ZM233 200H232V203H233ZM239 200H240V198H239ZM249 200L250 201L253 200L254 202H252V203H254V206H256L255 199H252V197H251V199H249ZM142 201L145 202V205L143 203H141ZM199 201H201V200H199ZM109 202H111L109 205L112 204L111 211H110L111 213L109 212L110 215L108 214L109 217H108L107 220H105L104 219V218H106V214H105V211L106 210L105 209H106V207H108L107 204ZM150 202L151 201H149V203H147V204H149V207L152 205L151 206L152 207V211H150V214H149V217H150L149 219L152 220L158 214L157 213L158 212L157 209L160 206L158 205V208H153L154 205H153L152 202L151 203ZM169 202H170V200H169ZM15 203H17V204L15 205ZM236 203H237V201H236ZM30 204H32V206L34 205L33 208H31V207L30 208H27L28 206H30ZM141 204H143V205H141ZM178 204H179V202H178ZM208 204H210V203H208ZM219 204H220V202H219ZM181 205L185 206L184 204H181ZM212 205L214 206V204H212ZM14 206H16V207H14ZM19 206L21 208H19ZM252 207H253V204H252ZM222 209L223 208H221V210ZM253 209H254V207H253ZM252 214H253V212H252ZM260 214L261 215H264V214H262V212ZM231 215H232V213H231ZM236 215H237V213H236ZM203 216H201V217L203 218ZM248 217H250V216H248ZM208 218H209V216H208ZM208 218L206 217V220ZM211 218H213V217H211ZM246 218H247V215H246ZM246 218H245V220H246ZM28 219L31 220L29 222H30V226H32L33 229H32V227L29 226V224H27L28 223L27 222ZM256 219L254 217V220L253 221H255ZM260 219H261V222H263L262 220L264 219V217L261 216ZM211 220H213V219H211ZM203 221H204V219H203ZM206 222L208 223V221H206ZM12 223H14V224H12ZM19 223H21V224L23 223V224L20 225ZM98 223L99 224L103 223L104 225L102 226V224H101V226H98L97 225ZM194 223L196 224V222H194ZM198 223L196 224L197 226H198ZM207 223H205V224L207 225ZM254 223H256V222H254ZM25 224H27L30 227V229H32L33 231L32 230H29V232H28V230H26V232H25V229H27V227H28V226L26 227ZM201 224H200V226H201ZM203 224H202L201 227L205 226V224L204 225ZM257 224H258V222H257ZM263 224H264V222H263ZM35 225H36V227H35ZM95 225L97 226V227H95L97 231H95V230L92 231V229L94 228L93 226H95ZM209 225H210V223H209ZM5 226H7V227H5ZM22 226H24L23 228H25V229H22L25 233L22 232L21 229H20V227H22ZM216 226H217V224H216ZM216 226H213V229H214V227L216 228ZM29 227H28V229H29ZM262 228L261 227L259 228L260 231H261ZM252 230H255V229H252ZM213 231H215V230H213ZM231 231H232V229H231ZM93 232H95V233H93ZM92 234H94L95 237L92 236L93 238L91 240L94 241L96 239L97 241L90 242V238H91V235ZM218 234L219 233H216L217 237H218ZM224 234L225 233H223V235ZM208 236H207V238H208ZM20 237H22V238L20 239ZM164 237H163V239H164ZM253 237H254V235H253ZM262 238L264 239L263 236H262ZM218 239H219V237L217 238V240ZM191 240H192V238H191ZM227 240L228 239H226L224 243L227 244V242H228ZM220 241L218 240V243H220ZM160 243H162V242H160ZM165 243H166V240H165ZM224 243H222V245ZM183 244H184V242H183ZM212 244H213V242H212ZM226 244H224V245H226ZM0 245H1V242H0ZM213 245L216 247L215 244H213ZM222 245H220L221 247L219 246V248L224 247V249L223 248L221 250L219 249L218 251H220V252L222 250H225V248H226L225 246H222ZM227 246H231V244H229ZM249 246H251V245H249ZM201 247H204V246H201ZM153 248L155 250H153ZM203 249H205V248H202V252L204 251ZM10 250L9 251L8 250H5V251L6 252L8 251V253H7V256L8 257H7V259L10 256V258L8 260L11 261V263H12L13 257L10 254ZM19 250H20V252H19ZM33 251L35 253L33 254V257H32V252ZM212 251H213V249H212ZM230 251H231V248H230ZM0 252L2 253V251H0ZM204 252H203V255L202 256L206 255V251H204ZM222 252L223 253H220V255L222 257H225V261H224V258H221V261L222 260L223 261L222 262L220 261V264H224L223 262H225V264H227V263L229 264V262H227V261H229V259H227V258L230 257V253L228 252L229 253L228 254L229 256L227 257V253L224 252V251H222ZM238 252H237V255H238ZM3 253H4V251H3ZM3 253L1 255H3ZM176 253H177V251H176ZM215 253H217V251ZM8 254H10V255H8ZM12 254H14V253H12ZM178 254H179V252H178ZM243 254H245V253H243ZM209 255H210V253H209ZM84 256L90 257V260L88 259L89 262H87V263L84 262V260H83V259H85ZM178 256H181V254H179ZM206 256L204 257V259L205 258H210L212 260V258L213 259L216 258V257H214V256H216V254L211 255L212 257L211 256L210 257L209 256L206 257ZM3 257H5V255ZM3 257H1L0 263L3 261L2 264L3 263L6 264L5 263L6 260H3L4 259ZM28 258H26V261H25V259L24 260H21V261H23V262L25 261L24 264L25 263L27 264ZM16 260L18 261V259H16ZM16 260L14 259V263H12V264H17V261ZM206 260H208V259H206ZM211 260H210V264H212ZM203 261L205 263V260H203ZM230 262L232 263V261H230ZM238 262H240V261H238ZM201 263L202 262H200V264ZM241 263H242V261H241ZM216 264H217V262H216Z\"/></svg>",
	"mask_w": 264,
	"mask_h": 264
},
{
	"label": "rangeland",
	"instance_id": "obj_2",
	"mask_svg": "<svg viewBox=\"0 0 264 264\" xmlns=\"http://www.w3.org/2000/svg\"><path fill=\"white\" fill-rule=\"evenodd\" d=\"M96 1V0H95ZM114 2H112L111 0H97L96 2L97 3H95V5L97 6H95V10L97 11V12H99V11H101L102 10V8H103V11L108 15H110L111 13L110 12H112L113 10H114V12H112L115 16H114V18L113 19H115V21H121V19L122 18H124V19H122V23H120V22H113V24L114 23H117L116 25H112V24H110V25H108V24H104V23H102V24H100V25H97L98 24V22H97V20L95 21L97 24L96 25H92L91 27L89 26V27H87L88 29V31H90V30H92L93 32H94V29H91V28H94V27H98V26H100L99 28H96V30L97 29H100V30H98V32L97 33H103V32H107L108 31V28L109 29H111V31L113 32V33H108L107 32V34L106 35H108L109 37V39H110V35H111V39H112V35L113 36H115L114 38H116V35H121V36H119L120 37V39H119V37H117L121 42H123V41H125V43L124 44H126V47H124L125 45L123 44V46H122V43H120V41H119V43L118 42H116V41H118L117 39L116 40H114V43L112 42V45H114L113 47H112V45H111V50L113 51V52H116L117 50H116V48L117 49H119V50H121V46H122V51H123V49H126V50H124V52H122V51H119L120 52V57H121V55H124L123 53H125L126 55H124V56H122V57H124L123 59L122 58H120L121 60H122V62H124L125 60H128V62H127V64L129 65V67H130V65L132 66V63H133V66L135 67L134 69H136V71H138V75L137 76H139V73L142 75V78H150L151 80H153L152 82L154 83H152L151 82V80L150 81H148L149 79H144V80H147L148 82H149V84H151L150 86L148 85H146L144 82H142L143 84H144V86H145V91L146 92H143V93H148L147 91H148V89H151V92L149 91V93H150V95L152 94V95H156V96H152L153 98H154V100L156 99V98H158V99H156V100H158V101H162V103L164 104L165 103V106H167L169 103H168V97H171V92H168L167 94H170V96L169 95H167L166 94V92H165V89H163L164 90V92H165V94L162 92L163 90H162V88L161 87H163V86H161L160 84H162L163 85V83H161V81H162V79H163V82H165V80H168V83H169V80H171L170 81V85L173 83V82H176V84L178 83V84H180V85H182L183 83L181 82V81H183V79H189V76L190 75H193V73H194V75L195 76H190L191 78H193V81H195V80H197V81H199L198 79H199V76H201V78L200 79H202L203 81V83L202 82H200L201 83V85H200V83H198L197 81H195V82H197V85L196 84H194V88L192 89V90H196L195 89V86H196V88L198 89V87H199V89L201 88H203L204 90L206 89V87L208 88V90H209V92H207V95H206V93H204V90H199L200 92H201V94H202V92L204 93V94H202V95H205V96H207V99L209 98V99H211V101L210 102H215L216 103V108H215V106L212 108V109H214V110H211V111H213V113H210V115H211V119L214 117V115L216 116V117H218L219 115L218 114H220V115H222L221 113H223V111L224 110H222V108L224 109L225 107H226V105L228 106L227 108L230 110V111H228V109H227V111L226 112H224L225 113V115L223 116L222 115V118L221 117H219V118H213L214 120L212 121V123L215 121H217L218 119V123H217V125L218 124H221V128L222 129H219L218 128V126H216V125H214V126H216L217 128H218V130H221L222 131V133L221 134H218L219 132H217L216 134H218L219 136H217V135H215V140L212 138L211 139V141H213L212 143H211V147L209 146L208 148H205L206 149V153L208 152V150H210V148H212L211 150V156L207 159V161H208V164H207V167L206 166H204V165H202V164H204V161L203 162H200L201 160H199V159H197V160H199V165L200 166H203V170L204 171H206L205 170V168H207V171H208V173L206 172V174H204L205 175V178L203 177V180H201V179H197V178H200V177H198L196 174V177H195V175H192L191 174V172H190V168H192V166L195 164V166L196 167H199V165H197L198 163H196L197 162V160L195 159V157H193L194 159H195V163H194V160H192V162H191V158L192 157H187V158H184L183 160L181 159V161L179 160L181 157H179L178 158V160H179V163H181V165H179V164H177V162H178V160H175V159H177V158H174L173 160H169V161H167V159L165 158V160H162V162L163 163H166V161H167V163H166V166H170V168H171V163L173 162V165H172V168L173 167H177V168H174V169H177V170H181V171H183L182 170V168H183V166L185 167L186 166V162H185V160L187 161V159H189L190 160V162H188V163H191V165L189 166V164H187V166L188 167H186V168H183L184 169V171H185V169H186V172H182L183 174H182V176L181 177H185V175L186 174H188V175H186V176H190V178H191V176L193 177V179L195 180V179H197L198 181H199V183L196 181V182H194L193 181V179L191 180V185H194L195 187L197 186V190H196V188L193 186H191V190H192V188H195V190H192V193H191V190H189L188 192H187V190L186 191H184V189L190 184L189 182V179H188V177L186 178L185 177V183L182 181V178L180 177V173L178 172H176L177 173V178H176V176H175V179H172L173 177H172V174H170V178H167V176H168V172L166 171V173H164L165 175H163V170L162 169H160V170H158L159 169V166L160 165H162L161 166V168L164 166L163 165V163L162 164H160L161 162H160V160L161 159H159V160H157L155 157H152L151 158V162H152V159L154 158L155 160H157V163H159L160 165H158L157 163H154L153 162V166H154V168L152 167V163L151 162H147L146 161V159H149L148 161H150V154H151V151L149 152V154H148V156H149V158H148V156H147V158H145L144 159V161L145 162H147V163H149L147 166H146V163H144V161H143V163H142V161L140 162V165L141 164H143V165H141L140 167L142 168V171H144V172H146L145 174H141L142 173V171H139L140 170V168H139V170H138V172L140 173L139 175L141 176V175H144V176H142V179H143V177H144V180H142L143 182L144 181H146V182H144V185H145V193H144V198L143 199H147V203H149V201H151L152 203H153V205H154V207L153 208H158V205L160 206L157 210H158V214L155 216V218L154 219H152V220H150L149 218V214H150V211H152V205L149 207V204H147L146 203V205L148 206H143L142 208H141V210H143L142 212H146V210L145 209H149L150 211H148V216H146L145 215V213H142V215H141V217H142V220H143V222H145V223H143L146 227H150V228H152V229H154L155 230V240H156V244L158 245V248L155 246V249L153 248V250H155V252L153 253V257L150 259L151 261H149V263L151 262V263H156V264H197L198 262V264H200V262H202L201 264H203L204 263V261L203 260H205V263L204 264H210V258H205L204 259V257L207 255V256H211V255H214V254H216V256H214V257H216V258H212V260H211V262H212V264H216V262H217V264H220V261H221V258H224V261H225V257H222L221 255H220V253H223L222 251H224V252H226L227 253V257L229 256L228 254L230 253V257L229 258H227V259H229V261H227V262H229V264H240L241 263V261H242V263L241 264H264V239L262 238V236L264 237V224H263V222H264V219L262 220L263 222H261V216L262 217H264V215H261L260 213L262 212V214H264L263 213V210H261V211H259V214H258V207H257V203H256V198L257 197H259L260 196V194H258V192L259 193H261V184L263 183V181H264V178H262L261 177V173L259 172V167L260 166H258V165H264V120H260L261 119V117H263V111H264V101H261L262 100V98H260V96L262 97V95L261 94H259V93H261L260 91V87H259V82L260 81H258L256 84L258 85H256V87H255V83H252L251 81L252 80H254L255 78H257L258 79V77L261 75L260 73H259V76L258 77H255L256 75H255V73L257 74V71L255 72L254 70H253V64L254 63H251L255 58H252V57H256V56H258V55H253L252 56V54H250L252 57V59H248L249 57H250V55L248 54V52H249V50H250V52L249 53H251V50H252V52H253V50H255V49H252L253 47H255V46H257V41L258 40H256V38H258L259 36H260V34H258L259 32H258V30H253V32L254 33H252V30H251V32H249L248 30L247 31H243V32H245V33H242V31H240L239 33L240 34H244V35H241L242 37H246V35L247 36H250L251 38H249V39H251V41L250 40H248L247 42H246V38H244V40L242 41V37L240 38V40H241V44H240V42H239V44L241 45H239V44H237V42L239 41V37L238 36H240V34L239 35H237V33H236V37H238L236 40H237V42H236V40H234V39H232V37H234V36H231V38L230 37H228V40L229 41H233V42H236V44L238 45V47L237 46H235V48L236 49H238V51H235V52H238V54L236 53V54H234V52H232V51H234L235 50V48H233L234 50H230L229 49V51H226V48H228V46H231L232 45V43L233 42H231V45L227 42H225L226 41V39L225 40H223L224 39V37H223V39H222V37L219 39V41H217L218 40V38H217V40H214V39H216V38H213V41H211V38L212 37H217L218 36V31H216V29L215 28H212V30L214 29V33H215V31L217 32V34H214L213 33V36L212 37H210V41L208 40L209 38H207V37H205V38H207V40H205L204 38H203V41H204V43L207 41V42H210V44H213L212 42H214V41H216V42H214L215 44L217 43L219 46H220V43H218V42H221V40H223L224 42H221V43H223V45H222V47L221 48H223L224 47V45L225 44H228V46L226 45V48H225V51L226 52H223L222 51V53H221V56H220V58H219V60H218V50H219V52L221 51L220 49H219V46L216 44H213V45H215V47L217 46V51H216V53H217V55H215V48H212V50L214 51V53H212V55H213V57L212 58H210V59H212L213 61L215 60L214 58V56H217V58H216V60L218 61H216L217 63H215V61H214V63L215 64H213V62L212 63H209L210 62V59H209V61H208V58L210 57L209 55H211V53L209 54L208 52V58H207V61H208V63L209 64H211L212 65V67L210 66V65H208V63L207 62H205V63H207V64H202L203 62H202V56L201 55H205V54H207V53H204V52H202V53H200L201 55V57L199 56V54L197 55L198 57H200V58H198L197 60L199 61V59L201 60L200 61V65H202V66H198L197 64H198V62H191V58H190V56H188V55H192V54H190V53H193V55L195 56V53H194V51H197L198 52V49L197 50H194L193 52H191L192 50H193V48L190 50V52H188V51H186V53H189L187 56L185 55V56H182L183 54H186V53H182V55H181V53H180V55L177 53V52H179L178 50L180 49V51H183L184 49H186L183 45H180L181 47H179V49L177 50V52H176V54H178V56H181L182 57V59L183 58H185V60H187L188 61V59H187V57L188 58H190L189 60V63L190 64H194L195 66V68L196 67H208V69L207 68H204V69H198V68H196V69H198V71L197 70H194L195 72L197 71V74H195V72H193L192 74H190L192 71L191 70H193V68H190L191 70L189 71L188 69L189 68H187L186 70L188 71H186L185 70V68H186V63H188L187 61L185 62V60H183V65H182V67H181V65H180V67H179V65L177 64L178 62H182V60L180 61V59H181V57H179V60H178V62H177V60H176V62L174 61L176 58L174 57V60L173 59H171V61L173 60L174 61V63L175 64H177V68L179 69L180 68V70L179 71H181L182 73H183V70H184V72L186 71V73L188 74L189 72V74H188V78H185L186 76L185 75H187V74H182V73H179V72H175L174 70L175 69H173L172 70V66L169 64V65H167V66H170V71H169V67H165V65H162V64H166V63H160V62H162L161 60H163L164 62H168V59L170 58L169 57V55H166L165 54V50H166V48H165V50L163 49V47H162V45L160 46L159 44H166V42L164 41V39L165 40H167V38L169 37V36H175V35H172V33L173 32H175L176 33V35H179V34H183V37H185V36H187L188 34H192V32H193V29H190V30H192V32L191 31H188V29L187 30H184V29H186L187 27V25H188V27L189 28H191L190 27V25L189 24H191V25H194L195 23H197V22H195L194 20V22L195 23H190L189 21H188V23L186 24L185 22H183V20H184V18H189V16L188 17H182V19L183 20H181L182 22H181V24L182 25H184L183 23H185L186 25H184V27H182L180 30H183L184 31V33H182L183 31H180V30H178L179 32H181V33H179V34H177V30H176V28L174 29V30H176V31H173L170 35H168L169 34V32H168V30L167 29H172V28H166L165 30L168 32H166L165 34L166 35H168V36H166L165 34L164 35H162V33H164L165 32V30H163V28L160 26V25H162L163 26V24H157V21H158V18L159 19H162V18H160V17H157L156 18V14H164L165 15V12L167 13L168 12V10H169V12H171V14H176L177 12V10H174V8L172 7L171 9H170V6L171 5H169V3H170V1H169V3H167V1H165V0H155V1H152L151 0V2L153 3V2H155V3H157V5H159V7H160V4H161V7L162 8H164V9H167V6H169L168 7V9H167V11L166 10H164V9H161L159 12H157L158 10H156L155 12H157V13H155V15L153 14V15H151V14H149L148 13V5H150L151 4V2H150V0H144L143 2H142V0H113ZM126 1H128L127 3H126ZM147 1V2H146ZM159 1V2H158ZM163 1H165L164 3H163ZM172 1V0H171ZM174 1V0H173ZM172 1V2H173ZM185 1V2H184ZM183 2H184V4H186V2L188 3V2H190V1H187V0H184ZM196 1H198V0H196ZM202 0H200V2H201ZM206 1H208L209 2V0H206ZM112 2V3H111ZM132 2V3H131ZM139 2H140V4H141V7H140V4H139ZM144 2H146V3H144ZM171 2V3H172ZM175 2V1H174ZM178 2V1H177ZM177 2H175V4H178ZM195 2V1H194ZM199 2V1H198ZM212 2V3H211ZM101 3V4H100ZM108 3H110V4H108ZM114 3H116V4H114ZM136 3V4H135ZM143 3V4H142ZM147 3H149V4H147ZM155 3H154V5L152 4V5H150L149 7L151 8V6H152V11H153V7H155ZM159 3V4H158ZM163 3V4H162ZM168 5H167V4ZM170 3V4H171ZM191 3H192V6H191V4H187L188 6H190L189 8H193V0L191 1ZM207 3V2H206ZM209 3H211V4H213V1L212 0H210V2ZM209 3H207L205 6L207 7H212L213 5H209ZM98 4L100 5V6H98ZM112 4V5H111ZM124 4H126V5H124ZM147 4V5H146ZM165 4L167 5V6H165ZM173 4V3H172ZM119 7H118V6ZM122 6V8H121V6ZM134 5H136V7L134 6ZM165 7H164V6ZM115 8H114V7ZM129 6V7H128ZM133 6V7H132ZM173 6H175V5H173ZM198 6V5H197ZM196 6V7H197ZM102 7V8H101ZM107 7V8H106ZM111 7L113 8V9H111ZM139 7V8H138ZM158 6H156L155 7V9L157 8ZM158 7V8H159ZM176 7V6H175ZM195 7V8H196ZM216 7V6H215ZM127 8V9H126ZM150 8H149V10H150ZM99 9V10H98ZM109 9H111V10H109ZM116 9V10H115ZM119 9V10H118ZM125 9V10H124ZM133 9H135V10H133ZM143 11H142V10ZM176 9H178V6L176 7ZM188 9V8H187ZM204 10L206 9V11L204 12V14H206V13H208L209 11L207 10V8H203ZM211 8H209V10H210ZM106 10H107V12H106ZM128 10V11H127ZM129 10H131V11H129ZM141 10V11H140ZM162 10H164V11H162ZM190 10H192V9H190ZM190 10H186V14L187 13H189V11ZM201 10V12L203 11L202 9H200ZM200 10H198V13H199V11ZM213 10H215V9H213L212 8V10H210L211 11V14H214L212 11ZM188 11V12H187ZM197 10L195 9V12H196ZM219 11V10H218ZM124 14H123V13ZM139 12H141V13H139ZM163 12V13H162ZM169 12H168V17H167V14L165 15V16H163L164 17V19L165 18H169L170 20H171V18L172 17H170V14H169ZM172 12H175V13H172ZM117 13H119V14H117ZM120 13H122V14H120ZM127 13V14H126ZM138 13V14H137ZM154 13V12H153ZM180 13V12H179ZM178 13V14H179ZM193 13H194V11H193ZM198 13H194L193 15H197V16H199V14ZM216 13H217V15H218V13L219 12H216V10H215V14L214 15H209V16H213V18L214 17H216L215 15H216ZM112 14V15H113ZM148 14V15H147ZM191 14H192V12H191ZM204 14H200V15H204ZM108 15V16H109ZM111 15V16H112ZM122 15V16H121ZM126 17H125V16ZM137 15V16H136ZM177 15V14H176ZM188 15H190V13L188 14ZM196 15L195 16H193L192 17V15H190L191 16V20L190 21H192V19L193 18H196ZM110 16V17H111ZM119 16H121V17H119ZM124 16V17H123ZM135 16V17H134ZM151 16H153V17H151ZM155 16V17H154ZM162 16V15H161ZM173 16V15H172ZM117 17V18H116ZM119 17V18H118ZM133 17V18H132ZM147 17H149V18H147ZM152 19H151V18ZM200 18H201V16H199ZM203 17V16H202ZM204 17H206V15L204 16ZM202 18V19H200V20H202V22H203V24H205L204 23V21L205 22H207V24L206 25H213L214 24V26H215V23H216V18L215 19H213V18H208L207 20H205V18ZM112 18V17H111ZM155 18H156V22H154V20H155ZM174 19V18H173ZM185 19V20H186ZM197 19V21L199 20V18L197 17L196 18ZM195 19V20H196ZM103 20H105V19H103ZM111 20V19H110ZM153 20V21H152ZM168 20V19H167ZM209 20H211L210 22H214V23H210L209 22ZM215 20V21H214ZM108 20H106L105 22H107ZM129 21V22H128ZM166 21V20H165ZM172 21H174V20H172ZM187 21V20H186ZM95 22H92V23H94L95 24ZM100 22H101V20H100ZM110 22V21H109ZM126 22V23H125ZM158 22H160V23H162L163 22V19H162V22H161V20H159ZM169 22V21H168ZM171 22V21H170ZM202 22H198L199 24H202ZM210 24H209V23ZM119 23V24H118ZM198 23H197V25H194V26H196L195 28H197V26H198ZM89 24V23H88ZM104 24V26H105V28L107 29V31H102L101 29H103V27H101V25H103ZM155 24H156V26H155ZM164 24L166 25L165 27H167V25H168V23L166 24L165 22H164ZM142 25V26H141ZM147 25V26H146ZM152 25H154V26H152ZM159 25V26H158ZM172 25H173V23H172ZM70 26H72L71 24H70ZM119 26H121L120 27V29H118L117 28V30H115L116 29V27H119ZM139 26H140V28H139ZM144 26V27H143ZM151 26L152 27H154V28H152V29H157L156 31L155 30H152V29H150L151 28ZM169 26V25H168ZM171 26V25H170ZM200 26V25H199ZM210 26L208 27V29L210 28ZM213 26V27H214ZM111 27V28H110ZM113 27H115V28H113ZM132 27H134V29L132 28ZM142 27V28H141ZM158 27V28H157ZM161 27V28H160ZM164 27V26H163ZM172 27V26H171ZM104 28V30H106ZM145 30H144V29ZM160 28V29H159ZM184 28V29H183ZM193 28V27H192ZM194 28V29H195ZM81 29H83V28H81ZM80 29V30H81ZM124 31H122V30ZM133 29V30H132ZM146 29H148V30H146ZM150 29V30H149ZM211 29V28H210ZM83 30H85L86 31V28L85 29H83ZM95 30V31H96ZM114 30L115 31H119V33L118 32H114ZM121 30V31H120ZM128 32H127V31ZM141 32H140V31ZM158 30H160V32H162V30H163V32L162 33H159V31ZM198 30H199V27H198ZM99 31H102V32H99ZM126 31V32H125ZM130 31V32H129ZM154 31V32H153ZM185 31H187V33L185 32ZM196 31H197V29H196ZM257 33H256V32ZM83 31H81V33H82ZM149 32V33H148ZM151 32V33H150ZM156 32V33H155ZM189 32H191V33H189ZM251 33V34H249V33ZM80 33V35L81 36H85V37H88V36H86V34L87 35H89L90 33H91V31L89 32V33H87V32H85V33H83V34H81ZM96 33V32H95ZM95 33H94V35H95ZM96 33V35H98ZM125 33H127V35L125 34ZM174 33V34H175ZM211 33V32H210ZM85 34V35H84ZM92 34V33H91ZM116 34V35H115ZM124 34V36L126 37V36H128V38L126 37H122V35ZM134 34V35H133ZM151 34H153V35H151ZM158 34L160 35V36H158ZM195 34V33H194ZM193 34V35H194ZM212 34V33H211ZM246 34V35H245ZM103 35H104V33H103ZM102 35V36H103ZM106 35H105V39L106 40H104V41H106L107 43H109L110 41L109 40H107L108 38H106ZM149 37H148V36ZM151 35V36H150ZM155 35L156 36H158V37H161V38H158V37H155ZM185 35V36H184ZM215 35V36H214ZM252 35V36H251ZM67 36V35H66ZM101 36V37H102ZM162 36H166V38H164V39H162ZM192 36V35H191ZM94 37H96V36H94ZM98 37V36H97ZM96 37V38H97ZM131 37V38H130ZM133 37V38H132ZM147 37H148V39H147ZM152 37V38H151ZM194 37V38H193ZM192 37V39H195V38H197L196 36H193ZM91 38V37H90ZM89 38V39H90ZM98 38H100V37H98ZM97 38V39H98ZM113 38V39H114ZM124 40H123V39ZM153 38H154V40H153ZM156 38V39H155ZM171 37H169V40L168 41H171V42H173V44L175 45L174 47H178L179 46V41L181 40H179V38H182L181 36H179V38H176V36H175V40L174 41H172V39H170ZM186 38V37H185ZM189 38V42H191V41H193V40H191V38H190V36L188 37ZM235 38V37H234ZM254 38H255V40H254ZM89 39H88V41H89ZM97 39H95V40H97ZM101 39V38H100ZM99 39V40H100ZM123 41H122V40ZM150 39H152L153 41H155V42H157V43H155V42H151V40ZM174 39V38H173ZM92 41H93V38L91 39ZM99 40H97L96 42L97 43H95V46H96V44H97V46H99V43H98V41ZM161 40H163L165 43H163V41H161ZM176 40H177V43H178V46L176 45L177 43H176ZM186 40H188V39H186ZM191 40V41H190ZM199 40H200V38H199ZM198 40V41H199ZM202 40V39H201ZM200 40V42L202 43H200L203 47H204V45H203V42ZM252 40H253V42H256V43H254L253 44V42H252ZM128 43H127V42ZM132 41V42H131ZM160 41V42H159ZM198 41H196L197 43H198ZM246 42L247 44H244V43H242V42ZM100 43H101V41H99ZM171 42H167L168 43V45L167 46H169V44L171 45L170 47L172 48L173 46H172V44H171ZM182 42V41H181ZM185 42V43H184ZM184 42L183 43H181V44H187L186 43V41L184 40ZM193 42H195V41H193ZM193 42H191L192 44H187V45H192V46H194V43ZM196 42H195V49L196 48H198V46L196 47ZM206 42V43H207ZM249 42V43H248ZM251 42H252V44H251ZM94 43V42H93ZM92 43V44H93ZM147 43V44H146ZM150 43V44H149ZM152 43H155V45L154 44H152ZM91 44V45H92ZM116 44V45H115ZM121 44V45H120ZM149 44V45H148ZM208 44V43H207ZM206 44V45H207ZM233 44H235V43H233ZM243 44H244V47H245V45H249L250 46V44H251V46H253L252 48H248L247 46V48H248V52L246 51L247 50V48H243ZM44 45V44H43ZM110 45V44H109ZM118 45H119V47H118ZM147 45V46H146ZM153 45V46H152ZM198 45V44H197ZM200 45V46H201ZM205 45V46H206ZM37 46H39L38 48H42L43 46H42V43H39V44H37ZM92 46H94V44L92 45ZM147 48H146V47ZM160 46V48L158 49L157 47H159ZM164 46V45H163ZM182 46H183V48H182ZM201 46V47H202ZM212 46V45H211ZM210 46V47H211ZM234 45H232V47H233ZM46 46H44V50L46 49L45 48ZM102 47V46H101ZM116 47V48H115ZM124 47V48H123ZM162 47V48H161ZM191 47V46H190ZM209 47V46H208ZM207 46H206V48H208ZM213 47V46H212ZM240 47H242L243 48V50H242V48H240ZM94 48V47H93ZM98 48V49H97ZM149 48H151V50H148ZM152 48H153V50H152ZM170 48V49H171ZM181 48H182V50H181ZM189 48V47H188ZM229 48H231V47H229ZM256 48V47H255ZM100 47H96V50H97V52H96V54H97V56H98V58H99V55L101 54V56H103L102 55V52H103V54H104V51L101 49ZM158 49V50H157ZM164 51H163V50ZM190 49V48H189ZM204 49V48H203ZM215 49V50H214ZM98 50L99 51H102V52H100V54H99V52H98ZM176 51V48L174 49V48H172V50L171 51ZM187 50V49H186ZM200 50V49H199ZM202 50V49H201ZM228 50V49H227ZM240 50H242V51H240ZM41 52L43 51V48H42V50H40ZM39 51V49H38V52H39V54L41 53ZM160 51H163V52H160ZM168 51H169V49H168ZM167 51V52H168ZM170 51V52H171ZM202 51H204V50H202ZM207 51H209V49L207 50ZM232 53H231V52ZM245 53H244V52ZM37 52V51H36ZM46 52V53H45ZM111 53V51H110V53L111 54H113L114 55V53ZM159 52V53H158ZM200 52V51H199ZM198 52V53H199ZM206 52V51H205ZM209 52H212L211 50L209 51ZM228 52V53H227ZM244 54H243V53ZM45 53V55L44 56H49V54H47L48 52L45 50L43 53H42V55L40 54V56H39V54L37 53V55H35V57L36 56H39V59H38V57H37V62L39 61V60H41V59H45L46 57H42L43 56V54ZM117 53V52H116ZM154 53V54H153ZM161 53H162V55H163V57H162V55H161ZM164 53V54H163ZM169 53V52H168ZM167 53V54H168ZM173 53V52H172ZM225 53V54H224ZM230 53V54H229ZM247 53V54H246ZM255 53V52H254ZM47 54V55H46ZM106 54V53H105ZM105 54H104V56H105ZM129 54V55H128ZM155 54H157V55H155ZM161 55V56H159V55ZM174 54V56H176L175 55V52L173 53ZM197 54V53H196ZM220 54V53H219ZM223 54V55H222ZM234 54V56L235 55H237V56H239V57H237V56H235L236 58H237V60L235 61V62H232V61H229V62H227V64H226V60L228 61V57L230 56V55H233ZM242 54V55H241ZM256 54H257V48H256ZM154 55V56H153ZM167 56V57H169V58H167V61H165V59H166V57L165 56ZM172 55V54H171ZM192 55V56H193ZM244 55V56H243ZM246 55V56H245ZM247 55H249V56H247ZM127 57V59H126V57ZM157 56H159V57H157ZM193 56V57H194ZM207 56V55H206ZM206 56H204V59H205V61H206ZM225 58H223V57ZM50 57V56H49ZM130 57V58H129ZM150 57H151V59H150ZM157 57V58H156ZM161 57V58H160ZM172 57V56H171ZM177 57V56H176ZM245 57V58H244ZM248 57V58H247ZM261 57L262 56H260V58H259V56L258 57H256L257 58V60H261ZM41 58V59H40ZM130 59V61H129V59ZM133 58V59H132ZM159 58H160V60H159ZM163 58V59H162ZM228 58V59H227ZM236 58H231V59H236ZM43 59V60H44ZM125 59V60H124ZM132 59V60H131ZM155 59V60H154ZM157 59V60H156ZM177 59H178V57H177ZM195 58H193V60L192 61H196V60H194ZM42 60V61H43ZM153 60V61H152ZM240 60V61H239ZM249 60V61H248ZM256 60V59H255ZM254 60V61H255ZM46 62H47V59L45 60ZM45 61H43V63L45 62ZM132 61V62H131ZM171 61H169V62H171ZM222 61V62H221ZM36 62V63H37ZM45 62V63H46ZM57 62H58V75H59V73H60V79L62 78V76H66V72H65V70H64V72L62 73V72H59L61 69H64V66L66 67V65H62V63H61V66H63V67H61V66H59V63L61 62H59L58 60H57ZM122 62L120 61V63H119V65H120V67H123V68H128L127 66V64L126 65H121L122 64ZM130 62V63H129ZM151 62V63H150ZM155 62V63H154ZM157 62H159V63H157ZM184 62H185V64H184ZM248 62V63H247ZM41 62H39V65L41 66V65H43V63L42 64H40ZM123 63V64H124ZM172 63V62H171ZM220 63V64H219ZM225 63V64H224ZM245 63V64H244ZM250 63V64H249ZM256 63V62H255ZM47 64H49L48 62H47ZM46 64V65H47ZM150 64L152 65V66H150ZM154 64V65H153ZM156 64V65H155ZM157 64L159 65V66H157ZM175 64H173L172 63V65H175ZM181 64V63H180ZM36 65H38V63L36 64ZM161 65L162 66H164V68L163 69H165V70H168V72L172 75L171 77H170V75H169V73H167V71H166V73H165V71H162L161 70V68H159V67H161ZM189 65V64H188ZM228 65V67H227V70L225 71V69H226V66ZM239 65V66H238ZM247 65V66H246ZM251 65H252V67H251ZM148 66V67H147ZM153 66L155 67V68H153ZM156 66L158 67V68H156ZM185 68H184V67ZM190 66V65H189ZM47 66H45V64H44V68L43 67H40V68H42V69H45ZM61 67V69L59 70V68ZM152 67V68H151ZM174 67V66H173ZM225 67V68H224ZM236 67V68H235ZM239 67V68H238ZM247 67V68H246ZM181 68H183V70L181 69ZM194 68V69H195ZM210 68L212 69V70H210ZM223 68V69H222ZM249 68H251L252 69V72H254V74L252 73H250L251 75H253V76H251V75H249V76H251V77H255L254 79L252 78L251 79V77H249L247 74H248V72H250L251 71V69H249ZM66 69V68H65ZM158 69H160V71H158ZM177 69V70H178ZM207 69V70H206ZM217 69V71H215ZM223 70V72H221L222 70ZM249 71H248V70ZM46 70V72H48L47 71V68L45 69ZM48 70H49V68H48ZM127 70V69H126ZM128 70H130V71H128V73H130V75L131 76H134L133 75V73H131V71L133 70L131 67L130 68H128ZM149 70H151V72L153 71L154 73H155V71L157 72V75H159V76H157V75H155V76H152L153 78H151L150 76H151V74H150V71ZM201 72H200V71ZM203 70V71H202ZM233 70V71H232ZM245 70L247 71V72H245ZM43 72H44V70H42ZM41 71V72H42ZM62 71V70H61ZM134 71V73L136 72L135 70H133ZM171 71H174V73H176V74H174L173 72H171ZM244 71V72H243ZM42 72V73H43ZM97 72H98V70H97ZM153 72H152V75H153ZM161 72H162V74H161ZM200 72V73H199ZM209 72H211V73H209ZM213 72V73H212ZM218 74H217V73ZM232 72V73H231ZM41 73V74H42ZM45 73V72H44ZM43 73V74H44ZM65 73V74H64ZM68 73V72H67ZM95 73V72H94ZM146 73H147V75H146ZM163 73H165V74H163ZM202 73V74H201ZM204 73V74H203ZM216 73V74H215ZM246 73V74H245ZM40 74V75H41ZM42 74V75H43ZM46 74H50V70H49V73H46ZM63 74V75H62ZM95 74H97V73H95ZM95 74H93L92 73V75L94 76ZM136 74L137 73H135V76H136ZM156 74V73H155ZM181 75L182 74V76L184 75L185 77H178V75ZM200 74V75H199ZM224 74V75H223ZM41 75V77L43 78V76ZM51 75V74H50ZM97 75H99V74H97ZM97 75H96V77H97ZM163 75V76H162ZM176 75V76H175ZM197 75H199L198 77H196ZM214 75V76H213ZM228 75V76H227ZM255 75V76H254ZM55 76H57V74L55 75L54 74V76H49V78L51 77V79L54 77V78H56ZM58 76V77H59ZM70 76V74H67V77H69ZM134 76V77H135ZM144 76V77H143ZM161 76L162 77H170L169 79H167V78H161ZM204 76V77H203ZM222 76V77H221ZM227 76V77H226ZM248 76V77H247ZM45 77V76H44ZM46 77H48L47 75H46ZM95 77V76H94ZM94 77H92V78H94ZM140 77V76H139ZM160 77V79H158V80H156L157 78H159ZM172 77H174L173 79H175V77L177 78H180V80H181V78H183L181 81H179V80H173L172 79ZM225 77V78H224ZM261 77H262V75H261ZM263 77H264V75H263ZM263 77L261 78V79H263ZM53 78V79H54ZM65 78V77H64ZM63 78V79H64ZM70 78V77H69ZM207 78V79H206ZM213 78V79H212ZM224 78V79H223ZM244 78V79H243ZM260 78V77H259ZM58 80H59V78H57ZM66 79H68V78H66ZM66 79H64V80H66ZM134 79V78H133ZM139 80V81H137V80ZM165 79V80H164ZM209 79V80H208ZM225 80V81H223V80ZM260 79V80H261ZM69 80V79H68ZM67 80V81H68ZM92 80H94L95 82L93 83L92 82V84H94L95 85V83H96V80L95 79H92ZM135 80L137 81L136 82V84L137 83H139L140 82V79L137 77V78H135ZM141 80H143V79H141ZM143 80V81H144ZM192 81V79H189V81ZM213 80V81H212ZM219 80V81H218ZM247 80H251L250 82L252 83V85L251 86H254L253 88H255L256 90L257 89H259L257 92H256V90H249L248 91V87H250L251 89H252V87L250 86V83H249V81L247 82ZM47 79L45 80V83H47ZM49 81H51V80H49ZM49 81H48V83H49ZM53 81H55V80H53ZM61 81H62V79H61ZM155 81V82H154ZM158 81H160L159 82V84H156V82H158ZM173 81V82H172ZM207 81V82H206ZM209 81H212V82H209ZM220 81H222V82H220ZM256 81V80H255ZM55 82H57V80L55 81ZM54 82V83H55ZM66 82V81H65ZM64 81H63V83H65ZM151 82V83H150ZM180 82V83H179ZM195 82H193V83H195ZM207 83V85H206V83ZM208 82H209V84H208ZM263 82H264V80H262V83H260L261 85H263ZM47 83V85H49L51 88H53L54 86H51V84H53V85H55L54 83H52V81L48 84ZM60 80H59V86H57V84H56V86H57V88L56 89H60V86L62 85H60ZM68 82H66V84H67ZM142 83H140V85H142ZM167 83V81H166V84H168ZM185 83H186V81H185ZM193 83H191V84H193ZM216 83V84H215ZM218 83H220V84H218ZM245 83H247V84H245ZM66 84H64L62 87L64 88V89H66L67 90V88H66ZM72 84V83H71ZM71 84H69V85H71ZM152 84L155 86L156 85V87H158L159 89H158V91L157 90H155L156 91V94L155 93H153L152 92V90L153 89H156V87H154L153 88V86H152ZM186 84H188L187 86H189L190 87V82L188 83H186ZM199 84V85H198ZM203 84V85H202ZM74 87H75V84H72ZM71 85V87L70 86H68V89H72L73 90V86ZM158 85V86H157ZM160 85V86H159ZM164 85H165V83H164ZM174 85V84H173ZM206 85V86H205ZM245 85V86H244ZM247 85H249L248 87H247ZM260 85V86H261ZM42 86H43V84H42ZM138 88H136V89H138V91L140 92L141 91V89H143L144 90V86L143 87H140V86H138V85H136ZM169 86V85H168ZM192 86V85H191ZM198 86V87H197ZM208 86H211V87H208ZM222 86H223V88H222ZM244 86V87H243ZM40 87H41V85H40ZM44 87H45V85H44ZM77 87V89H76V92L74 91H72V93H77V92H79L80 91V88L78 89V86H76ZM75 87V88H76ZM82 87V86H81ZM84 87V86H83ZM82 87V88H83ZM148 87H150V88H147ZM165 87V86H164ZM193 87V86H192ZM259 87V88H258ZM74 88V89H75ZM81 88V89H82ZM98 88V86H96V89ZM218 88H219V91H218ZM227 88V89H226ZM243 88V89H242ZM249 88V89H250ZM42 89H44V88H42ZM56 89H52V90H55L56 91ZM83 89H85V90H87V88H83ZM161 89V90H160ZM190 89V88H189ZM222 89V90H221ZM49 90H51L50 88H49ZM51 90V92L53 93V91ZM60 90H63V89H60ZM85 90L83 91V93L85 92ZM98 90L99 89H97V92H98ZM142 90V91H143ZM191 90V89H190ZM221 90V91H220ZM241 90V91H240ZM45 91H47V88L45 87V90H43L42 91V93L43 92H45ZM58 91V90H57ZM70 91V90H69ZM69 91H65V92H69ZM70 91V92H71ZM82 91L80 92L81 93V96L83 97V94H82ZM88 91V90H87ZM198 91V92H199ZM206 91V90H205ZM215 91V92H214ZM246 91V92H245ZM48 92V91H47ZM50 92V91H49ZM59 92V91H58ZM58 92H56V93H58ZM122 92H124V91H122ZM137 92V91H136ZM157 92H159L160 93V95H163L162 97H165L164 98V100L163 99H161V97H157V95H159V93H157ZM161 92L163 93V94H161ZM191 92V94H192V91H190ZM199 92V93H200ZM245 92V93H244ZM249 92V93H248ZM62 92L60 91V93L59 94H61ZM88 93V92H87ZM141 93V92H140ZM139 94L138 93V95H143V96H138V98H140V99H142V100H140V101H143L142 102V105H141V103H140V101H139V104H140V106L142 107L144 104L143 103H145V105L144 106H147L146 105V103L147 104H151V105H148V106H150V108L148 109V108H146V107H139L140 108V110H142L141 111V115H140V118H141V121H139V120H135V122L138 124L139 122H141V123H143L144 121H142V120H144L145 119V116H147L146 118H148L150 115H152V114H150L149 116L147 115V114H143L142 115V113H144V110H145V113H147L146 112V109H147V111H149L150 110V112L149 113H151V110L153 109V111H152V113H155L156 111H157V108L155 109V106H154V102H156V101H154V100H152L151 101V97H150V99H149V97H144V96H147V94L145 95V94ZM148 93V94H149ZM188 93H189V90H188ZM187 93V94H188ZM199 93H197V95L198 96H200V94ZM214 93H215V95H214ZM218 93V94H217ZM223 93V94H222ZM227 93V94H226ZM257 93V94H256ZM45 94H46V92H45ZM48 94V93H47ZM68 94V93H67ZM79 94V93H78ZM77 94V95H78ZM174 94V93H173ZM172 94V95H173ZM190 93H189V97L188 98H190L191 99V97H190V95H191ZM212 94H213V96H212ZM222 94V95H221ZM254 94V95H253ZM256 94V95H255ZM61 95H63L64 97H65V99L62 97V99H61ZM60 95V100H61V102L63 103V101L66 103V105L67 106H69V105H74L73 103H75V102H73L72 103V101H71V104H70V100L69 99H72V97H69V96H71L70 94H68L69 96H68V98H66V96L62 93ZM165 95V96H164ZM220 95V96H219ZM225 95V96H224ZM55 96V95H54ZM56 96H59L58 94L56 95ZM79 96V95H78ZM80 96V99L82 98ZM89 96V95H88ZM91 96V95H90ZM89 96V97H90ZM166 96H168L167 97V99H166ZM193 96V95H192ZM198 96H196V98L198 97ZM210 96H212V97H216V101L215 100H213V98L212 97H210ZM75 97V95L73 94V98ZM89 97H88V99H89ZM143 97H144V99H143ZM228 97V98H227ZM256 97V98H255ZM91 98V97H90ZM93 99H94V97H92ZM91 98V99H92ZM152 98V99H153ZM201 98L203 99V97L201 96ZM201 98H199V99H201ZM218 98V99H217ZM220 98V99H219ZM64 99V100H63ZM76 99V100H75ZM75 101L76 102H79V98L76 96L75 97ZM82 99V100H86V102H87V104H88V101H89V104H91V106H92V108L94 107V104L92 103L93 101L91 100V99ZM146 99L147 100H150V102H153L154 104H152V103H148V102H145L146 101ZM165 99H166V102H165ZM190 99H188V100H190ZM198 99V98H197ZM223 99V100H222ZM229 99H230V101H229ZM263 99H264V97H263ZM60 100H59V102H60ZM81 100V101H82ZM88 100V101H87ZM213 100V101H212ZM219 100V101H218ZM227 100V101H226ZM80 101V102H81ZM92 101V102H91ZM156 102V103H159V104H161L160 102ZM206 101V100H205ZM224 101H225V103H224ZM233 101V102H232ZM260 101V102H259ZM56 102V101H55ZM67 102H69V104H67ZM79 102V103H80ZM91 102V103H90ZM179 102L181 103V100H179ZM207 102H209V100H207ZM220 102V103H219ZM238 102V103H237ZM239 102H240V104H239ZM65 103H64V105H65ZM85 104V102L84 101H82L80 104L81 105H84ZM224 103V104H223ZM227 103V104H226ZM229 103V104H228ZM261 103V104H260ZM78 104V103H77ZM76 103H75V106L77 105ZM87 104H86V106H87ZM89 104H88V106H89ZM163 104H161V107H160V109H162L163 108ZM219 104H221V106L219 105ZM65 105V106H66ZM79 105V104H78ZM156 105V104H155ZM158 105V104H157ZM156 105V106H157ZM163 105V106H162ZM241 105H242V109H241ZM88 106H87V108H88ZM154 108H153V107ZM160 105H158L157 107H159ZM218 106V107H217ZM222 107L221 109H218V108H220V107ZM260 106V107H259ZM261 106L263 107V108H261ZM71 107V106H70ZM169 108H172L173 109V107H175V106H168ZM233 107H234V110H233ZM69 108V107H68ZM67 108V109H68ZM90 108V107H89ZM92 108H90L91 110H92ZM146 108V109H145ZM176 108V107H175ZM174 108V109H175ZM67 109L65 110V111H61V114L63 113L64 115H67V116H69V114H67L66 112H67ZM89 109V110H90ZM262 109V110H261ZM139 110V111H140ZM158 110H159V108H158ZM215 110H217V111H215ZM59 111V110H58ZM58 111L56 110L55 112V114H56V116H54V117H59L58 115H57V113H58ZM72 112H73V110H71ZM70 111V109L68 110V113H70L71 112ZM160 111V110H159ZM159 111H157L158 113H157V115L156 116H158V115H160L161 113H162V111H161V113L159 112ZM219 111V112H218ZM221 111V112H220ZM232 111H233V113H232ZM215 112H217V114L215 113ZM59 113H60V111H59ZM58 113V114H59ZM66 113V114H65ZM137 113V112H136ZM160 113V114H159ZM223 113V114H224ZM226 113H227V115H226ZM230 113V114H229ZM62 114V115H63ZM156 114V113H155ZM214 114V115H213ZM261 114V115H260ZM145 115V116H144ZM213 115V116H212ZM144 116V117H143ZM256 116V117H255ZM259 116V117H258ZM151 117L152 116H150L149 117V120L148 119H145V122L143 123L144 125H146L145 126V128H142V125L141 126H138V125H140V123L137 125L136 124V126H134L135 127V132L136 131H138L139 130V127H140V129L141 130H139V134L142 132H144L143 134H140V136H139V134H136V133H134V137L137 139V138H139V139H137V141H139L140 140V138H142L139 142H141V141H143V142H145L146 141V135L148 136L149 135V133H150V130H151V128H150V124H151ZM234 117V118H233ZM243 117V118H242ZM226 118V119H225ZM232 119V120H231ZM249 119V120H248ZM54 120V119H53ZM224 120V121H223ZM146 121H149V122H146ZM220 121H222V123L220 122ZM259 121V122H258ZM61 122V121H60ZM60 122H58V123H60ZM63 122V121H62ZM60 123L61 125H65L64 124V122L63 123ZM87 122H88V124H89V122L91 123L92 121H88L87 120ZM134 122V123H135ZM214 122V123H215ZM242 122V123H241ZM255 122V123H254ZM147 123H150V124H148V126H147ZM211 123V124H212ZM232 125H231V124ZM258 123V124H257ZM58 127L59 126H61V125H58L57 124V120H56V123H55ZM76 124V123H75ZM85 124H87V123H84V126L83 127H85L86 125ZM224 126H223V125ZM235 124V125H234ZM70 125V124H69ZM68 124H67V126L66 127H68V128H70V127H72L74 124L72 123V125L71 126H69ZM134 125V124H133ZM245 125V126H244ZM62 126V127H63ZM80 125H78V127H79ZM213 126V125H212ZM211 126V127H212ZM214 126L212 127V128H214ZM226 126V127H225ZM228 126V127H227ZM231 126V127H230ZM232 126H234V127H232ZM236 126V127H235ZM261 126V127H260ZM76 127V126H75ZM78 127H76L78 130H79V128ZM90 127H91V124H90ZM90 127H88L87 126V128H90ZM136 127H137V129L138 130H136ZM151 127H153V125L151 124ZM210 127V129L212 130L211 131V135L213 136L214 135V130H216V131H218L217 129H216V127L214 128V129H212ZM224 127V128H223ZM240 127V128H239ZM61 128V127H60ZM149 128V129H148ZM235 128V129H234ZM242 128V129H241ZM64 129V128H63ZM62 128L61 129H59L58 130V134H60L61 132H62V134L61 135H64L65 134V132H63L64 130H63ZM145 129V130H144ZM209 129V128H208ZM234 129V134L233 135H229V130H230V133H232L231 132V130H233ZM241 129V130H240ZM69 130V129H68ZM82 130L83 129H81V130H79L80 132H82ZM91 130H93V131H95L96 133H98V130L96 129V128H91ZM97 130V131H96ZM225 130H227V131H225ZM67 131V130H66ZM79 131H77V135H81V134H83L84 135V139H86L85 138V136L86 137H88V136H90L89 135V132H90V134H91V132L92 131H89V129L87 130L86 129V127H85V132L86 131H88V135H85L86 133H81V134H79ZM236 131H238V135H236ZM149 132V133H148ZM225 132V133H224ZM262 132V133H261ZM73 133H75V132H73ZM96 133H94L93 132V135L95 136V134ZM145 133H146V135H145ZM239 133H241V134H239ZM70 134V133H69ZM99 134V133H98ZM96 135L95 137H98V136H100V134L99 135ZM223 134V135H222ZM226 134V136H224ZM243 134V135H242ZM229 135V136H228ZM93 136V137H94ZM138 136V137H137ZM222 136L223 137H229L230 139L233 137L234 138V140H233V138L230 140V139H222ZM235 136V137H234ZM70 137L71 136H69L68 135V137H66V135H64V139L65 140H63L64 142H70V140H68L67 138H69L70 139ZM92 137V136H91ZM145 137V138H144ZM221 137V138H220ZM239 137V138H238ZM242 137V138H241ZM218 138H220V139H218ZM62 139H63V137H62ZM88 139V138H87ZM89 139H91V138H89ZM218 139V140H217ZM246 139V140H245ZM253 139V140H252ZM68 140V141H67ZM220 140V141H219ZM238 140V141H237ZM215 141H218V142H216L215 143ZM138 142V143H139ZM137 143V145H139L140 146V144H142L141 145V147H143L142 148V150H144V151H146V149L148 148V146H145L146 145V143L144 144V143ZM221 142V143H220ZM225 144H224V143ZM229 142V143H228ZM87 143V142H86ZM86 143L84 144V145H86ZM90 143V142H89ZM89 143H87L88 145H90L91 147H92V145L91 144H89ZM219 145H218V144ZM228 143V144H227ZM237 143V144H236ZM251 143V144H250ZM133 144V145H132ZM134 144H136V142H135V140H134V138H133V140L131 141V142H129L128 143V145H132V148H130V147H127V146H125L126 147V149H125V151H127L128 152V150H129V152L131 153L132 152V154L135 152V150H136V148H138V149H141V147L139 148L138 146H136L135 147V145ZM216 144H217V147H216ZM69 145H70V143H69ZM84 145L82 144V146L84 147ZM88 145H86L85 147H88ZM220 145H222V146H220ZM224 145H225V147H227L226 149L227 150H229L228 152L229 153H231L232 151L233 152H235V151H239V150H243V148H246V149H250L251 150V152H252V157H253V163H261V164H257V166H258V172H256L255 170H254V167L252 166V168H251V165H249V166H247V165H245V168L243 167V166H240V167H242V168H244V170H245V172H243V174L245 175V173L247 174L246 176H244L242 173V177L244 176L245 177V179H243V181L241 182V180L239 179V177H238V179H237V175H240V171L239 170H241V168L239 167V169H238V173L239 174H237L236 172H235V174L234 175H231V173H230V177H228V178H226V177H224V179L222 178V176H225V175H227V172H228V170L230 171H232V167L229 169V168H227V166L226 165H228L229 164V161H228V156H226L227 154V150L225 151V147H224ZM227 145V146H226ZM232 145V146H231ZM80 146V145H79ZM78 146V147H79ZM89 146V147H90ZM68 147H71V149H72V153H74V155H75V152L73 151L74 150V148L70 145V146H68ZM81 147V146H80ZM88 147V148H89ZM147 147V148H146ZM223 147V148H222ZM82 148V147H81ZM80 148V149H81ZM150 149H151V146L149 147ZM216 148V149H215ZM87 149V148H86ZM90 149V148H89ZM205 149H202L203 151L205 150ZM91 150H96V148L94 149V147L93 148H91ZM216 150V151H215ZM220 150V151H219ZM241 150V151H242ZM69 151H70V149H69ZM82 150H80V152H78V151H76L77 153H79L80 154V156H81V154L83 155V153H85V151L86 150H84V152L82 153L81 152ZM71 152V151H70ZM89 152H91V151H89ZM204 152V153H205ZM223 152V153H222ZM72 153H69V155H73ZM92 153V152H91ZM129 153V154H130ZM156 154V153H155ZM215 155V157H213L214 155ZM222 154H226L225 155V158L227 157V160L226 161H224L223 162V160L224 159H222L221 157H223L224 155H222ZM77 155V154H76ZM152 155H154L153 154V152H152ZM217 155H218V157H217ZM258 155H260V156H258ZM262 156V157H261ZM67 157H68V155H67ZM70 157H73V156H70ZM69 157V158H70ZM212 157V158H211ZM216 157H217V159H216ZM220 157V158H219ZM78 158H79V156H78ZM81 158V157H80ZM127 158H129L128 156L126 157V159L124 160V161H126L127 160ZM43 159V158H42ZM41 159V160H42ZM259 159V160H258ZM263 161H262V160ZM61 160V159H60ZM70 161H71V158L69 159ZM73 160H74V158H73ZM188 160V161H189ZM210 160V161H209ZM44 161H48V160H45L44 159ZM124 161L122 162L124 165V167H127V165H128V162L125 164L124 163ZM159 161V162H158ZM177 161V162H176ZM213 161H215V164H216V166H215V164H213L214 162ZM217 161H218V163H217ZM258 161H260V162H258ZM49 162V161H48ZM156 162V161H155ZM185 162V163H184ZM226 162L228 163V164H226ZM50 163V162H49ZM169 163V164H168ZM202 163V164H201ZM245 163V162H244ZM151 164V165H150ZM155 164V165H154ZM219 164V165H218ZM223 164H225V165H223ZM243 164V163H242ZM246 164V163H245ZM249 164V163H248ZM144 165H145V167H144ZM156 165H158V168L156 169L155 167H156ZM178 165V166H177ZM211 165H212V167H211ZM219 167H218V166ZM262 165H261V167H262ZM149 166H151V168L153 169V171L151 170L150 171V173L151 172H153L152 174H150L149 173V170H146V168L147 169H150L149 168ZM182 166V167H181ZM213 166H214V168L215 169H213ZM223 166V167H222ZM229 166V165H228ZM33 167V166H32ZM38 167V166H37ZM196 167H193V171H195V170H197L196 169ZM216 167H217V169H216ZM31 168V167H30ZM35 168H36V166H35ZM73 168V169H72ZM75 167L74 166H70V165H68V168L66 167V169H68V170H66V172L67 171H69V169H70V173H73V172H75V174L77 173V171H74L75 169H74ZM164 168H166L165 166H164ZM181 168V169H180ZM210 168H212V170H214V171H217V172H211L212 170H210ZM222 168V169H221ZM32 169V168H31ZM124 169V168H123ZM173 169V170H174ZM202 170V168L201 167H199V170H197L196 171V173L197 172H199V171H201ZM233 169H235V168H233ZM33 170V172H36V171H34L35 169H32ZM73 170V171H72ZM156 170H158L160 173H162V174H159V172H157ZM168 170V169H167ZM169 170H172V169H169ZM172 170V171H173ZM203 170H202V172H203ZM176 171V170H175ZM227 171V172H226ZM236 171V170H235ZM242 171V170H241ZM252 171V175H254L253 177L256 179V181L255 180H253L254 182H258L260 179L261 180H263L262 182H261V180H260V182H258V184H256L257 185V187H259L260 189H253L252 187H253V185H252V187L251 186H249L250 184L249 183H251V181H252V179H254L253 177H252V179L251 178H248V175H249V173ZM253 171H255V172H253ZM143 172V173H144ZM164 172H165V170H164ZM170 172V171H169ZM174 172V171H173ZM202 172H199V173H202ZM68 173V172H67ZM69 173V177H71L72 179H73V177H74V175L72 176L71 174ZM158 174V175H155V174ZM171 173V172H170ZM175 173V172H174ZM175 173V174H176ZM184 173H186L185 175H184ZM198 173V174H199ZM205 173V172H204ZM225 173V174H224ZM232 173H233V171H232ZM257 175V176H255V174ZM258 173V174H257ZM7 175V173H3L2 175H0V179H2V183H0V189H2V191L0 190V192H2V194H4L5 195V193L3 192V190H8V191H11L10 189L12 188V186H11V188L9 189L8 187L11 185L9 182L10 181H8V183H7V185L9 184V186L8 187H6L7 185H3V184H5L6 183V180H5V183H3V178L5 179V177H7V176H3V175ZM167 174V175H166ZM208 174V175H207ZM224 174V175H223ZM260 174V175H259ZM67 175V174H66ZM209 177H207V176ZM251 175V174H250ZM3 178H2V177ZM76 176V175H75ZM139 176V177H140ZM174 176V175H173ZM228 176H229V174H228ZM259 176V178H257ZM10 177V176H9ZM155 177V178H154ZM169 177V176H168ZM178 177H180V179L178 178ZM233 177V178H232ZM242 177H241V179H242ZM250 177V176H249ZM8 178V177H7ZM68 178V177H67ZM146 178H150V180H145ZM163 178V179H162ZM206 178H208V180H206ZM247 178H248V181H249V183L247 182V184L245 183L246 181H247ZM10 179V178H9ZM8 179V180H9ZM177 179V180H176ZM188 179V180H187ZM221 179V180H220ZM231 179H233V180H231ZM251 181H250V180ZM257 179H259L258 181H257ZM69 180H70V178H69ZM180 180H181V182L182 183H184V184H182L181 182H180ZM220 180V181H219ZM67 181H68V179H67ZM152 181L154 182V183H152ZM187 181V182H186ZM189 181V182H188ZM203 181V182H202ZM206 181V182H205ZM213 181V182H212ZM233 181H236V182H233ZM69 183L70 182H72V180L71 181H68ZM180 182V183H179ZM201 182V183H200ZM204 182H205V185H204ZM220 182V183H219ZM232 182V183H231ZM239 182V183H238ZM240 182H241V184H240ZM148 184V186H147V184ZM151 183V184H150ZM158 183H160L159 184V186H158ZM161 183H163V185H161ZM165 183V184H164ZM188 183V184H187ZM208 183V184H207ZM213 183H214V185H213ZM243 183H245L244 185H243ZM259 183H260V186H258L259 185ZM156 184V185H155ZM171 186H170V185ZM176 184V185H175ZM180 184L182 185V187L184 186L185 187V185H186V187L183 189V193L184 192H186L185 193V197H182V195H183V193L181 194V192H182V190L180 191V189L179 188H181V186H180ZM195 184H197V185H195ZM200 184H201V186H200ZM228 184V185H227ZM254 184V183H253ZM4 187H3V186ZM152 185H155V186H152ZM165 185V186H164ZM204 185V186H203ZM213 185V186H212ZM234 185V186H233ZM242 185V186H241ZM151 188H150V187ZM165 188H164V187ZM180 186V187H179ZM203 186V187H202ZM228 187V188H225V187ZM2 187V188H1ZM199 187V188H198ZM210 187V192H208L207 190H209L208 188ZM216 187V188H215ZM223 187V188H222ZM234 187V188H233ZM246 187H251L252 188V190H257V191H255L253 194L251 193L252 191H251V189H249V188H246ZM8 188V189H7ZM73 188V187H72ZM71 188V192H70V194L71 193H74L73 192V190L75 189V188H73L72 189ZM156 188V189H155ZM188 188V187H187ZM220 188H222V189H220ZM224 188L226 189V190H224ZM231 188H233L232 190H231ZM237 188L239 189L238 190V192H240V191H242L241 193H240V195H239V193H237L236 191H237ZM242 188V189H241ZM87 189V188H86ZM154 189V190H153ZM213 189V190H212ZM216 189V190H215ZM217 189H219L220 190V194L218 193L219 192V190L217 191ZM243 189H246V191H248L247 189H249V193L248 194H246V196H245V193H247V192H245V190H243ZM15 190H17V189H15ZM14 189H13V193H14V191H15ZM88 190H89V188H88ZM156 190V191H155ZM201 190H203V191H201ZM6 192V197L5 198H2V200H1V202L4 200V202H2L1 203V212H0V221L4 218V216H5V218H7L8 216H9V218H7L5 221H12V218H16L17 217V219L19 218V217H21V218H24L25 217V215H27V217L29 218V216H32V215H30V213L31 212H29L28 211V213L26 214H24V211L22 210V212H23V216L24 217H22V215L21 216H19L18 217V215L17 214H15L14 215V211L15 210H17V211H19L20 212V210L18 209V207H17V209H14L13 210V207H11V205L13 206L14 204H11L10 205V203H9V201L10 200H12L13 199V197L11 196V195H13V193H12V191H11V195H10V193L9 192ZM21 191V190H20ZM19 191V192H20ZM24 191V190H23ZM23 191L21 192V194L23 193ZM116 191V190H115ZM114 191V192H115ZM199 191H201V192H199ZM223 191V192H222ZM230 191V192H229ZM18 191H17V195H18V197H19V195L20 194H18L19 193ZM146 192H148V193H146ZM234 192V193H233ZM9 193V197L11 196L12 198L10 199V198H8L7 196V194ZM16 193V192H15ZM27 193V192H26ZM190 193V194H189ZM198 193V194H197ZM210 193V194H209ZM212 193H213V195H212ZM215 193V194H214ZM218 193V195H216ZM250 193L254 196V194H255V196H256V198L255 197H253L252 195H250ZM29 193H27V195H28ZM149 196V198H150V200H149V198H148V196ZM159 195V196H157V197H159L158 198V200H157V202L159 203V204H157L156 203V199L157 198H155L156 197V195ZM165 194V195H164ZM179 194L181 195V197H179ZM203 194V195H202ZM204 194H205V196H204ZM222 194V197L220 196ZM230 194L232 195L233 194V196L231 197L230 196ZM16 194H15V196H17ZM25 196L24 194H22V197L24 198V197H28V196ZM73 195V194H72ZM240 197H239V196ZM14 196V195H13ZM14 196V197H15ZM31 196V195H30ZM30 196L28 197V199L30 198ZM75 195H73L72 197H74ZM190 196V197H189ZM200 196H203V197H205L204 199L203 198H199ZM212 197V201H213V203L212 202H210L211 201V197ZM216 196V197H215ZM218 196H220V197H218ZM229 196V197H228ZM249 196V197H248ZM252 197V199H255V203H256V206H254V203H252V202H254L253 200L252 201H250L249 199H251V197ZM1 197H3V195L1 196ZM147 197V198H146ZM165 197H167V198H165ZM198 197V198H197ZM213 197L216 199L215 201L213 200ZM240 198V200H239V198ZM6 198H8L7 200H9L8 201V205H9V208L11 209V210H13V211H11V212H13V216H16V217H12V215H9L6 211L8 210L9 211V209H8V205H7V203H6ZM21 197H19V199H20ZM26 198H24L22 201H24ZM163 198H165L164 200H163ZM178 200H176V199ZM180 198H183L184 200L181 202L180 200H182V199H180ZM190 198V199H189ZM221 198H223V199H221ZM245 198V199H244ZM16 199V200H15ZM17 197H15L14 198V201H17V200H19ZM75 199V198H74ZM152 199V200H151ZM201 200V201H199V200ZM234 199V200H233ZM237 199V200H236ZM244 199V202H240L241 200H243ZM21 200V199H20ZM20 200L18 201L19 202V205H21L22 206V204L24 203V202H22V204H21V202H20ZM27 200V199H26ZM76 200V199H75ZM144 200V201H145ZM160 200H163V201H160ZM166 200V201H165ZM169 200H170V202H169ZM207 200V201H206ZM232 200H233V203H232ZM13 201V202H14ZM155 201V202H154ZM217 201V202H216ZM236 201H237V203H236ZM28 202H30V203H32V200L30 201H28ZM146 202V201H145ZM145 202H141V203H143L144 205H145ZM150 202V203H151ZM178 202H179V204H178ZM185 202V203H184ZM216 202V203H215ZM219 202H220V204H219ZM251 202V203H250ZM12 203V202H11ZM111 202H109L107 205H108V207H106V211H105V214H106V218H104L105 220H107L108 219V217H109V212L111 211V206H112V204L111 205H109ZM198 203V204H197ZM201 203V204H200ZM208 203H210V204H208ZM214 204V206L212 205V204ZM235 203V204H234ZM242 203V204H241ZM17 203H15V205H16ZM25 205H26V203H24ZM32 204H35V203H32ZM32 204H30V206H28L27 208H33V206H32ZM143 204H141V205H143ZM167 204V205H166ZM178 204V205H177ZM181 204H184L185 206H183V205H181ZM241 204V205H240ZM252 204H253V207H254V209H253V207H252ZM7 205V206H6ZM28 205V204H27ZM26 205V206H27ZM36 205V204H35ZM202 205V206H201ZM204 205V206H203ZM212 205V206H211ZM249 205V206H248ZM18 206V205H17ZM234 206V207H233ZM2 207H7L5 210V214L7 215V217H6V215L4 214V208L2 209ZM14 207H16V206H14ZM211 207V208H210ZM219 207V208H218ZM233 207V208H232ZM239 207V208H238ZM19 208H21L20 206H19ZM145 208V209H144ZM162 208V209H161ZM177 208V209H176ZM221 208H223L222 210H221ZM145 210V211H144ZM168 210V211H167ZM180 210V211H179ZM187 210V211H186ZM196 210V211H195ZM210 210V211H209ZM231 210V211H230ZM18 212V213H19ZM252 212H253V214H252ZM10 213V212H9ZM15 213H16V211H15ZM111 213V212H110ZM231 213H232V215H231ZM236 213H237V215H236ZM11 214V213H10ZM20 214V213H19ZM109 214V215H108ZM147 214V213H146ZM190 214V215H189ZM208 214V215H207ZM214 214V215H213ZM4 215V216H3ZM36 214H34L33 215V219H32V221L30 220V219H28L27 220V224H29V226H30V222L29 221H31V223L33 222V220L35 221V218L37 217V216H35ZM146 217H145V216ZM204 215V216H203ZM236 215V216H235ZM246 215H247V218H246ZM254 215V216H253ZM260 215V216H259ZM12 218H11V217ZM201 216H203V218L201 217ZM208 218V216H209V218L206 220V217ZM215 216V217H214ZM248 216H250V217H248ZM27 217H25V218H27ZM211 217H213V218H211ZM228 217V218H227ZM254 217H255V221H253L254 220ZM260 217V218H259ZM187 218V219H186ZM201 220H200V219ZM234 218V219H233ZM245 218H246V220H245ZM203 219H204V221H203ZM211 219H213V220H211ZM222 221H221V220ZM243 219V220H242ZM26 220V219H25ZM24 220V221H25ZM189 220V221H188ZM200 220V221H199ZM208 221V223L206 222V221ZM211 220V221H210ZM218 220V221H217ZM250 220V221H249ZM156 221V222H155ZM180 221V222H179ZM193 221V222H192ZM160 222V223H159ZM194 222H196V224L199 222H205V223H207V225L205 224V226H203V227H201L202 226V224H201V226H200V224L198 223V226L194 223ZM215 222V223H214ZM218 222V223H217ZM254 222H256V223H254ZM257 222H258V224H257ZM209 223H210V225H209ZM214 223V224H213ZM230 223V224H229ZM235 223V224H234ZM4 224H9V223H1L0 224V242H1V245H0V251H2V253H3V251H4V253H3V255H1L0 254V259H1V257H3L4 255H5V257H3L4 259L3 260H6V264H12V263H14V259L16 260V259H18V261H17V264H24V262L26 261V258H28L29 257V255H28V257H25V255H22L21 257H23L24 256V259H25V261L23 262V261H21V260H24L23 258H18V255H20V253L17 255V247H16V245H15V242L13 241V247H15V248H13L14 250H10V249H8L9 247H10V244L9 243H12L11 242V240L9 241V236L11 235L10 234V231H12V229L13 228H11V230H10V228H3L4 227ZM12 224H14V223H12ZM20 225H22L21 223H19ZM27 224H25V226L27 227L28 225ZM34 224V223H33ZM36 224V223H35ZM102 224V226L104 225L103 223H101ZM101 224H97L98 226H101ZM203 224V225H204ZM212 224V225H211ZM216 224H217V226H216ZM229 224V225H228ZM261 224V225H260ZM3 225V226H2ZM11 225V224H10ZM227 225V226H226ZM233 225V226H232ZM257 225V226H256ZM8 227H11V226H9V225H7ZM7 226H5V227H7ZM14 226V225H13ZM12 226V227H13ZM28 226V227H29ZM213 226H216V228L214 227V229H213ZM244 226V227H243ZM15 227V226H14ZM19 227V226H18ZM17 227V223H16V227H15V229H17L18 228ZM24 226H22V227H20V229H21V231L22 232H24L22 229H25V228H23ZM28 227H27V229H25V232H26V230H28V232H29V230H32L33 229V227L32 226H30V227H32V229H30V227H29V229H28ZM35 227H36V225H35ZM94 227V228H93ZM91 229H92V231H97L96 230V228L95 227H97L96 225L95 226H93ZM230 227V228H229ZM257 227V228H256ZM262 228L261 229V231H260V229L259 228ZM244 228V229H243ZM6 229L8 230V233H6L7 231H6ZM19 229V228H18ZM231 229H232V231H231ZM241 229V230H240ZM247 229V230H246ZM252 229H255V230H252ZM6 232H5V231ZM10 230V231H9ZM213 230H215V231H213ZM14 231V230H13ZM20 231V230H19ZM33 231V230H32ZM246 231V232H245ZM249 231V232H248ZM6 233V236H7V234H8V245H9V247H8V245H7V249H5L4 247L6 246L5 245V242H3L4 240L5 241H7L6 240V238H5V233ZM15 232V231H14ZM21 232V233H22ZM24 232V233H25ZM219 233L218 234V237H219V241H220V243H218V240H217V235H216V233ZM239 232V233H238ZM93 233H95V232H93ZM205 233V234H204ZM223 233H225L224 235H223ZM255 233V234H254ZM4 234V235H3ZM228 234V235H227ZM250 234V235H249ZM209 235V236H208ZM213 235V236H212ZM253 235H254V237H253ZM92 236H94V234H92L91 235V238H90V242H95V241H97L95 238V240L94 241H92L91 239L93 238ZM158 236V237H157ZM165 236V237H164ZM207 236H208V238H207ZM213 238H211V237ZM215 236V237H214ZM241 236V237H240ZM260 236V237H259ZM11 237V236H10ZM95 237V236H94ZM163 237H164V239H163ZM188 239H187V238ZM227 237V238H226ZM256 237V238H255ZM22 237H20V239H21ZM180 238V239H179ZM184 238V239H183ZM191 238H192V240H191ZM207 238V239H206ZM221 238V239H220ZM223 238V239H222ZM4 239V240H3ZM168 239V240H167ZM187 239V240H186ZM226 239H228L227 241V244L226 243H224L225 242V240ZM230 239V240H229ZM243 239V240H242ZM163 240V241H162ZM165 240H166V243H165ZM186 240V241H185ZM189 240V241H188ZM215 242H214V241ZM234 240V241H233ZM241 240V241H240ZM246 240V241H245ZM162 242V243H160V242ZM168 241V242H167ZM184 242V244H183V242ZM211 241V242H210ZM258 241V242H257ZM186 242V243H185ZM212 242H213V244H215L216 245V247L212 244ZM237 242V243H236ZM255 242V243H254ZM263 242V243H262ZM7 243V242H6ZM209 245H208V244ZM222 243H224V244H226V245H222ZM243 243V244H242ZM246 245H245V244ZM254 243V244H253ZM211 244V245H210ZM229 244H231V246H227V245H229ZM206 245V246H205ZM213 245V246H212ZM220 245H222V246H225L226 248H225V250H222L221 252L220 251H218L219 249L221 250L222 248L224 249V247H222V248H219V246ZM249 245H251V246H249ZM4 246V247H3ZM201 246H204V247H201ZM180 247V248H179ZM212 247V248H211ZM221 247V246H220ZM231 248V251H230V248ZM11 248V247H10ZM179 248V249H178ZM202 248H205V249H203L204 251H206V255H204V256H202L203 255V252H202ZM254 248V249H253ZM2 249V250H1ZM10 250V254L12 255V257H13V260H12V263H11V261H9L8 259L10 258V256H9V258L7 259V253H8V251L6 252L5 250ZM181 249V250H180ZM184 249V250H183ZM212 249H213V251H212ZM238 249V250H237ZM248 249V250H247ZM237 250V251H236ZM258 250V251H257ZM176 251H177V253H176ZM217 251V253H215ZM230 251V252H229ZM239 251V252H238ZM254 251V252H253ZM14 253V254H12V253ZM19 252H20V250H19ZM178 252H179V254H181V256H178L179 254H178ZM181 252V253H180ZM183 252V253H182ZM210 253V255H209V253ZM220 252V253H219ZM229 252V253H228ZM237 252H238V255H237ZM250 252V253H249ZM262 254H261V253ZM35 252L33 251L32 252V257H33V254H34ZM205 253V252H204ZM212 253V254H211ZM243 253H245V254H243ZM10 254H8V255H10ZM177 254V255H176ZM233 254V255H232ZM260 254V255H259ZM156 255V256H155ZM220 255V256H219ZM237 255V256H236ZM88 256V255H87ZM87 256H84L85 257V259H83L84 260V262L85 263H87V262H89V260H90V257H87ZM206 256V257H207ZM259 256V257H258ZM212 257V256H211ZM92 258V257H91ZM240 258V259H239ZM12 259V258H11ZM29 259H31V257L30 258H28V260H27V264H30V263H28V261H29ZM89 259V260H88ZM201 259V260H200ZM206 259H208V260H206ZM210 259V260H209ZM216 259V260H215ZM249 259V260H248ZM32 260V259H31ZM30 260V261H31ZM236 260V261H235ZM29 261V262H30ZM183 263H182V262ZM207 261V262H206ZM223 261V260H222ZM221 261V262H222ZM230 261H232V263L230 262ZM235 261V262H234ZM238 261H240V262H238ZM254 261V262H253ZM3 262V261H2ZM2 262L0 263V264H2ZM23 262V263H22ZM33 262L34 263H36V261H32L31 263L33 264ZM48 262V261H47ZM215 262V263H214ZM226 262V263H227ZM252 262V263H251ZM224 264H225V262H223ZM4 264V263H3ZM26 264V263H25ZM228 264V263H227Z\"/></svg>",
	"mask_w": 264,
	"mask_h": 264
}]
</instances>
